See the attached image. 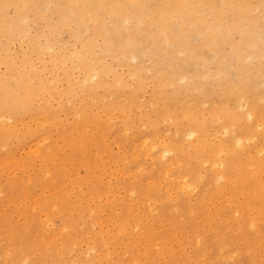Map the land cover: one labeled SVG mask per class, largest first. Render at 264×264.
<instances>
[{
  "label": "bare ground",
  "instance_id": "1",
  "mask_svg": "<svg viewBox=\"0 0 264 264\" xmlns=\"http://www.w3.org/2000/svg\"><path fill=\"white\" fill-rule=\"evenodd\" d=\"M39 22L42 21L43 22V28L42 29H38L34 23L36 22ZM258 20V21H257ZM260 20H263L262 22H264V0H0V41L1 39L3 38L4 39V42H1V48H0V66L1 64H4L5 68L9 70V74L6 75L5 72H3L1 75H0V131L3 135V143L1 144L3 147L7 146L10 142L12 141H15L16 142V145L18 147H21V146H24V145H27L24 149V153L28 156H32L34 157L36 160L38 159H41L42 157H44V159L42 160L43 164L45 167H42V174L41 175V178H45L46 180H48V184L49 186L46 184V186L48 187L46 189V186L44 187V191L46 193H42V195H45V196H52L55 194V186L58 184L57 183V179L55 178L56 175L55 173L53 172L54 168L57 167L54 165L52 167L49 166V163H51V160H53V163L56 161L55 158L60 157L59 154L62 155L63 152L59 153L55 158L54 157V151L55 150H51L52 149V146H55V145H50L47 146L48 142H49V136L45 135L43 137H40L38 136V140H36L37 137H35V132H33V130H31L30 128L32 127V124L35 125L36 129L34 130H37V129H40L41 128H45L43 127L45 124H57L58 123H61L62 121V117H60V112L61 111H69L71 110L72 111V114L75 118V123H79L81 126L85 127V131H89L90 127L92 125H87L88 124V121L87 120H91V119H96L99 117V114L100 112H103L104 115H107L108 116H112V113L114 108L117 110H119L121 113L119 114H123L125 115V111L126 110H130L131 108H133L135 106V103H136V99H137V96L136 94L134 93L135 90L134 89H130V88H126L128 90L127 94L124 96V97H121V99L119 98V100L113 98V92L111 91V88L113 90V87L112 85H116L118 86V88L116 89H121L120 87H123L125 88L127 85L126 83H124V80L121 78L123 75L125 76V74L127 72H123L121 71L122 67L120 68L121 70L119 71V69L117 67H114L113 64H110L109 65V62L106 60L105 57H107V55L110 57L113 56V53H115L119 48L120 50V55H117L121 57V60H129V61H134V68L137 66L139 67L138 69H143L144 67H142V63L140 61V54H145L147 51H149L150 54H153L155 52H160L162 51L163 53L162 54H167V50L166 48H173L172 53H178L181 55L182 57V60L181 62L183 61H186L187 60V63H190V64H193V68L194 70L190 73H186V74H182L180 73V75H178L179 73L177 74H173V75H169L171 77H167L165 76L168 72V70H164L166 72V74L164 75V73L162 75H159L157 76L156 78H154L155 82L157 83L158 82V85H161V87H157L159 90L157 92V94L155 95L156 97H154L153 99L151 98L150 101H151V105L155 106L154 110H151L153 111L152 114H154L153 116V120L152 118L149 116L150 114H148L149 118H151L150 120L147 119L144 121V125L145 126H148L149 125V128H154L157 126L158 122L160 121V123L163 124V122L161 121H166L169 122L168 123V126L169 128L167 129H170L171 126H174V130L172 129L173 131V134L169 135V134H165L164 135H155L156 132L154 130H152V132L154 131V134L153 133H149V135L147 136H143L142 139H141V142L139 144H135L134 145V148L132 151H135L134 152V156L132 154H130V157L131 159L135 160V161H139L140 159H144V161H146L145 163H150L151 164V167H147L145 166L146 168L143 167L142 165V168H136L135 171H137L136 176L137 174H140L138 176H141L143 174L141 173H144L143 171H145L146 169H150L153 170V171H148L147 170L145 172L144 175H148L150 176L149 177V180L147 181V185H146V188H147V191L143 192V195H144V198H147V201L148 203H150L148 206H149V210L152 211L153 213V210L155 209L156 207V199H153V197H151V194L153 193H157V190L158 188L160 187L161 188V185L163 186L164 183L167 185L165 189H167L168 192H170V194L168 195L169 199H171V202L175 200V198L172 196L173 193H176L175 195H177L178 192H173L174 190V186H172L173 184L172 183H176V185H178V190L181 191V193L183 194H186L185 196H188L189 197L193 194V192H196L195 190L197 188L200 189V186L201 183H204L205 181V176L202 174V173H195L196 175H194V177L192 178L191 175L193 174H190L192 172H189V168H188V165H191L189 164L190 162H193L194 161L197 164V166L200 167V169L203 167V166H206L205 167V171L207 170L208 172L212 171L214 174L213 176V181L215 179V184L213 183L212 185H215V189L218 193L219 192H223V194H227V198L224 196V195H221V197H225L226 200L225 201H228V204H236L235 206L236 207H240L238 206L237 204H241L239 203V201L237 200V196H235L236 193H238L239 197L240 195H243L245 192H246V189H248L246 186V184H248V187L249 185V182H252V180H259L258 183H260L261 180H263L264 178V94L263 97H260L261 99L263 98V100L259 99V97H257V95H255V99H257L258 101H252L251 99H253L254 97H248V95H251V93H248V89L250 86L251 88L253 87V85L251 86L250 85V80L248 79L249 77H253L254 75L257 76V74L253 73L251 76H249L247 78V75L246 76V79H243L245 78L244 76L242 77V72L243 71H238V69H236L237 71H235L234 74H231V72L235 69H233L231 72H229L228 68L231 69L232 65L233 64H236V67H238L237 65L242 62L243 64V67L241 66V68L243 69L244 66H247L246 68L248 69L249 67V70H252V71H255L258 70L259 68L261 69L262 67H264V63L263 61L260 62V60L256 57L257 54L259 52H257L255 49L256 47H259V42H261L260 40L261 39V34L264 33L263 29L264 27H262V24L261 23V29L262 30V33L260 34L259 30H258V27H257V23L260 21ZM260 23V22H259ZM33 25V29L32 30H35V28H37L38 30H35V31H31V26ZM41 25V23H40ZM259 26V25H258ZM64 29L66 30H69L67 31L69 33V36H72L74 37L75 41L72 46L70 48H68L70 46V43H67L69 44L68 47H64V44L62 41L61 44L60 42H58V38H59V35H60V32ZM65 33V32H64ZM235 35H238V40L236 41H233V39L236 37L234 36ZM65 35V34H64ZM67 35V34H66ZM136 35H141L139 36L140 40L136 39ZM62 36V35H61ZM68 36V35H67ZM66 36V37H67ZM143 37L144 41L141 42V38ZM234 37V38H233ZM62 38V37H61ZM233 38V39H232ZM73 39V38H71ZM61 40H66V38H62ZM264 40V39H263ZM16 41H18V44H19V50L20 52L17 53L18 51L14 49V47H10L11 45L10 44H14ZM115 41H118V47L116 46L115 44ZM141 43V45H139L140 47L142 45H145L148 44L149 47L148 48H144V47H141L142 49H139L138 47V43ZM145 43V44H142V43ZM158 42L160 43V45H158ZM263 42V41H262ZM27 44L28 47H30L29 49V54L26 53V49L27 46L25 45L26 49L23 48V44ZM157 44V46L155 45ZM261 45V43H260ZM160 46V47H159ZM15 47H16V44H15ZM63 47V48H62ZM152 47V48H151ZM263 44H262V46ZM156 50H155V49ZM12 49H14L15 51H13ZM18 49V48H17ZM250 49V50H249ZM260 49V47H259ZM147 50V51H146ZM153 50V51H152ZM262 50V49H260ZM264 50V49H263ZM262 50V51H263ZM98 52L97 55L101 52V53H104L106 54V56H100V54L98 56H96V54H94V52ZM259 51V50H258ZM13 52H16V53H13ZM95 52V53H96ZM144 52V53H142ZM257 52V53H256ZM3 53V55H1ZM118 53V52H117ZM256 53V54H255ZM262 54V52H260ZM34 54V55H33ZM260 54V55H261ZM102 55V54H101ZM179 55V56H180ZM259 55V56H260ZM150 55L148 54V57ZM170 56V54H169ZM264 56V55H262ZM116 57V58H117ZM165 57V55H164ZM180 57V58H181ZM257 60H256V58ZM108 58V57H107ZM115 57H112L110 59H112V62H113V59ZM115 58V59H116ZM153 56H151L149 58L152 59L153 63L156 62L153 60ZM162 58V57H161ZM167 58V57H165ZM170 58V57H169ZM167 58V59H169ZM263 58V57H262ZM114 59V61H115ZM156 59V58H154ZM159 59V57L157 58ZM167 59H163L164 60L163 62H166ZM261 59V57H260ZM119 58H118V61L116 62H119ZM120 60V61H121ZM172 60V59H171ZM259 60V61H258ZM264 60V59H262ZM108 63H107V62ZM37 62L40 63V65L37 64ZM171 63V61H169ZM178 62V61H177ZM258 62V63H257ZM152 63V64H153ZM117 66L120 65V63H115ZM141 64V65H139ZM150 65L153 67V65ZM156 64V63H154ZM167 64V63H166ZM172 64V63H171ZM174 64H176V62H174ZM179 64V62H178ZM177 64V66H179ZM250 64L251 65H256L257 64V68L255 67L256 70H253L251 69V67H254V66H251L250 67ZM168 65H170L168 63ZM241 65V63H240ZM144 66V65H143ZM171 66V65H170ZM119 67V66H118ZM137 67L135 69L136 72H132V70L128 69L129 70V74H127L129 77H133V79H135L134 77H136V79H139V75L142 77V74L144 73H138L137 72ZM169 67V66H168ZM172 67V66H171ZM227 67V68H226ZM234 67V66H233ZM133 68V67H132ZM131 68V69H132ZM146 68V67H145ZM144 68V69H145ZM156 68V67H155ZM167 68V67H166ZM165 68V69H166ZM240 68V70H242ZM143 69V71H145ZM163 69V68H162ZM168 69V68H167ZM172 70H174L173 68H171ZM192 69V68H191ZM190 69V70H191ZM245 69V68H244ZM264 68H262V71H263ZM125 70V69H124ZM147 70H150V68L148 67ZM158 70V68H157ZM156 70V71H157ZM161 70V69H160ZM170 70V69H169ZM248 70V72H249ZM127 71V69H126ZM140 71V70H139ZM142 71V72H143ZM152 71V70H151ZM156 71L153 70V74L151 75L152 78H153V75L156 73ZM163 71V70H162ZM252 71L249 73V75L252 73ZM261 71V70H260ZM258 71V72H260ZM161 72V71H160ZM159 72V73H160ZM175 73V71H173ZM173 72H171L170 70V73L172 74ZM198 73V72H201V73H198L200 74L199 76H195L197 78V80H194L193 79V76L195 75V73ZM247 72V73H248ZM123 75H122V74ZM147 72H145L146 74ZM245 73V71H244ZM243 73V74H244ZM109 74H112V79L110 83H108V79H109ZM158 74V72H157ZM156 74V75H157ZM230 74V75H229ZM122 75V76H121ZM147 75V74H146ZM144 75V76H146ZM150 75V74H149ZM155 75V76H156ZM231 75H234V76H231ZM260 75V78H261V74H258V76ZM264 75V73H263ZM262 75V79L264 80V76ZM128 76L126 78H128ZM148 76V75H147ZM151 76H148L151 77ZM229 78H228V77ZM240 76L242 77V79L240 78ZM255 76V77H256ZM257 76V77H258ZM236 79H234V78ZM108 78V79H107ZM143 78V77H142ZM147 78V77H145ZM152 78H150L149 81L152 82ZM195 78V79H196ZM228 78V79H227ZM235 80H233V79ZM131 79V78H130ZM231 79L233 81H231L232 83H230L228 80ZM259 79V78H258ZM260 79V80H262ZM127 80V79H126ZM146 80V79H145ZM148 80V79H147ZM228 81V83L226 81ZM254 77H253V80H251V84L252 82L254 81ZM257 80V79H256ZM133 81V80H131ZM142 79L140 78V83ZM136 82V81H135ZM145 82V81H144ZM150 82V83H151ZM256 82V81H255ZM128 83V82H127ZM148 83V82H146ZM153 83V82H152ZM153 84V85H156ZM230 83V84H229ZM263 83V82H261ZM129 84V83H128ZM144 83L140 84L141 86L143 85ZM225 84V86H224ZM258 85V83H256ZM255 84V86H256ZM59 85H64L62 86L60 89L58 88ZM133 85V84H132ZM138 85V84H137ZM151 85V84H150ZM162 85H166L168 88L169 86L171 87L170 89V94L169 96H171L173 98V100H178L179 101V98L182 96L185 97V95L183 94V92L185 91H189V92H194V94H200L199 97H201L199 100L200 101H197L196 99L198 98H195V100L193 101L194 97L193 98H190L192 97L191 94H189L190 97H188V95H186V97L190 98L188 99V101L186 102L185 104V107L183 106V104L185 103V101L187 99L184 100H181L183 102H180V103H183L182 106L181 104H177V102L174 101V103H176V105H179L178 108L176 107V110L175 111H179L181 110L183 107V109L179 112H177L179 115H175V111L173 113V110L172 112L169 110V109H175V105H173L174 103L173 102H170V98L168 99L169 101H165V99H163V97H168V95H164V91L163 89H165L164 87L162 88ZM264 85V84H262ZM261 85V87H262ZM115 86V87H116ZM129 86V85H128ZM131 86V84H130ZM129 86V87H130ZM214 86H217L219 87L217 89V91L219 90V92H222V94H225L224 92H226L227 96L224 95L223 98H230L231 100L234 99L235 101L232 100V102L234 103L233 105H231L229 103L230 99H226L225 98V102H222V103H219L218 100H223V98L221 99H218L215 101V103L217 104H213L212 100L210 103V99H208L209 97L205 96L209 90H211V93H213V91L215 90L214 89ZM224 86V87H223ZM114 87V89H115ZM166 87V89H167ZM210 87V88H209ZM260 87V88H261ZM132 88V86H131ZM134 88V87H133ZM156 88V87H155ZM250 88V89H251ZM257 88V87H256ZM259 88V89H260ZM264 89V86L262 87ZM125 89V90H126ZM209 89V90H207ZM214 89V90H213ZM252 89H255V87H253ZM251 89V91H252ZM258 89V90H259ZM103 91L104 95L101 96L99 95V91ZM126 90V91H127ZM183 90V91H182ZM185 90V91H184ZM207 90V91H206ZM120 91V90H119ZM121 91H124L123 89ZM137 91V89H136ZM250 91V92H251ZM254 91V90H253ZM210 92V91H209ZM218 92V94H219ZM53 93H56L59 97H53V98H56V110L58 112H49V109L47 111V107L48 105L50 104V100H49V97H46L47 95H49L50 97H52ZM113 93V94H112ZM121 93V92H120ZM210 93V94H211ZM214 93H216V90L214 91ZM263 93V92H262ZM55 94V96H56ZM135 94V95H134ZM193 94V95H194ZM205 94V95H203ZM209 94V93H208ZM207 94V95H208ZM248 94V95H247ZM254 94V93H253ZM255 94H256V90H255ZM106 95H110L109 97H112L113 99H115V101L117 100L116 103H114L111 99V101L114 103V105H112V103L109 101V99L106 97V100L108 101V103H111V105H109L108 103H106V100L103 102L105 103L103 105L102 108H99V109H96V103L94 104L95 108L92 107L91 104H88L90 102H93V101H97V103L99 102L100 98H105L104 96ZM164 95V96H163ZM217 95V93L215 94ZM221 95V93L219 94ZM229 96V97H228ZM260 96V95H259ZM166 97V99H167ZM211 99H212V95L210 96ZM215 97V96H213ZM221 97V96H220ZM40 98V99H39ZM42 98H43V105L40 109V111H38L36 114H31L29 113L31 116V120L30 122L26 123L28 125H30V128L28 130V133H20V134H16L14 133L15 131L13 130L14 128H16L17 123H22L24 117H25V114L26 112L30 109V107L33 105V103H35L34 101H36L37 99H39L40 101H42ZM88 98V100H87ZM215 99V98H214ZM213 99V100H214ZM52 100V99H51ZM172 100V101H173ZM261 102V104L259 105V107L255 106L254 105V102ZM53 102V101H52ZM88 102V103H87ZM160 102L162 103L160 104ZM100 103L102 105V102L100 100ZM167 103H170V106L171 104L174 106L172 108H170V106L167 107ZM179 103V102H178ZM219 103V104H218ZM108 104V105H107ZM157 104V105H155ZM208 104H211L209 107H208V110L206 109L205 105L208 106ZM55 105V104H54ZM53 105V106H54ZM90 105V106H89ZM120 105V106H119ZM160 105L162 107H160ZM52 106V105H51ZM100 106V105H99ZM153 106V107H154ZM159 106V108H157ZM163 107H167L166 109H163ZM180 107H182L181 109H179ZM140 108V107H139ZM157 108V109H156ZM160 109V110H158ZM179 109V110H177ZM205 109L207 110V112L205 111ZM212 109V110H211ZM70 111V112H71ZM135 111V110H134ZM115 113V112H114ZM127 113V112H126ZM176 113V114H177ZM102 114V115H103ZM117 114V113H116ZM144 114V113H143ZM28 115V114H27ZM63 115V114H62ZM92 115V116H90ZM146 115V116H145ZM144 117L147 118V114H145ZM109 116V118H111ZM114 116V115H113ZM112 116V117H113ZM117 116V115H115ZM121 116V115H120ZM128 116V115H127ZM142 117H140V119H144L143 118V115H141ZM178 116L180 117L179 119L183 121V126H182V123L179 124L178 126ZM104 119H105V116H103ZM100 116V118H103ZM119 117V115L116 117V119ZM177 117V118H176ZM126 117H124V120ZM108 119V117H107ZM112 119V118H111ZM114 119V118H113ZM112 119V120H113ZM119 119V118H118ZM117 119V121H118ZM70 120V119H69ZM123 120V119H122ZM241 120H244L243 122H245V125H242L241 123ZM95 121V120H94ZM104 122H106V120H101ZM100 121V122H101ZM109 121V120H108ZM108 121L106 122L108 124ZM111 121V120H110ZM109 121V122H110ZM142 121V120H141ZM178 121V122H177ZM95 122H99V120H96ZM24 123V122H23ZM22 123V125H23ZM64 123V122H63ZM90 123V122H89ZM143 123V122H142ZM159 123V124H160ZM164 123V124H166ZM47 124V125H48ZM91 124H94V122H91ZM96 124V123H95ZM94 124V125H95ZM158 124V125H159ZM126 125V124H125ZM182 127H181V126ZM63 126V125H62ZM66 126V125H65ZM127 126V125H126ZM89 127V128H87ZM93 127V126H92ZM158 127V126H157ZM13 128V129H12ZM60 128H61V125H60ZM99 126H97V130ZM101 128L102 126H100V133H101ZM128 128V127H127ZM130 128V127H129ZM128 128V129H129ZM143 128V127H142ZM172 128V127H171ZM20 129V128H19ZM156 131L158 129L154 128ZM39 130V131H40ZM92 130V129H91ZM127 130V129H126ZM125 130V135L128 133L126 132ZM132 130V129H131ZM150 130V131H151ZM19 131V130H18ZM43 131V129H42ZM83 131V130H82ZM96 131L92 130L91 131V135L94 133H96ZM128 131V130H127ZM130 131V130H129ZM169 131V130H168ZM171 129H170V132H172ZM20 132V131H19ZM64 131H62V134H64V136L60 137L62 138V140H65V138L68 139V145L70 146V148H76L77 145H80L82 147H79L80 150L81 148H83V146L85 147V151L87 150V144L84 142V140H81L79 143L78 141L80 139L77 140V138L79 137H82V134L81 135H76L75 133H70L68 132V134L64 133ZM99 132V131H98ZM169 132V133H170ZM85 133V132H84ZM90 133V132H89ZM100 133L99 135H96V136H100ZM131 133V132H130ZM133 133V132H132ZM131 133V134H132ZM158 133V131H157ZM66 134V135H65ZM98 134V133H97ZM153 134V135H152ZM152 135V136H151ZM166 135H169V136H176L177 138H179L180 140H182L181 142L182 143H179V139H177L176 141L178 142V144H173V143H176L175 140H173L174 136L172 137H168ZM221 135V137H219ZM79 136V137H77ZM84 138L86 137L85 135H83ZM94 138L95 136L92 135ZM103 136V135H102ZM130 136V135H129ZM137 136V135H135ZM224 136V137H222ZM128 137V136H127ZM58 138V139H60ZM83 138V137H82ZM81 138V139H82ZM93 138V139H94ZM134 138V137H132ZM229 139L230 141H232V143L234 145L232 146H235V148L238 150V152H241V153H237V151L233 150L235 149L234 147L232 148V146H228L227 145V142H226V139ZM28 139V140H27ZM98 141H99V137L97 138ZM136 139V138H135ZM176 139V138H175ZM95 140V139H94ZM183 140H185V142L183 143ZM57 141V139H56ZM55 141V142H56ZM86 141V140H85ZM170 141H173L170 142ZM175 141V142H174ZM89 142V141H87ZM50 143V142H49ZM58 143V142H56ZM115 143V142H114ZM231 143V142H230ZM229 143V144H230ZM47 144V145H46ZM77 144V145H76ZM89 145V144H88ZM57 146H59L58 144H56V148ZM61 147V150L64 149V145H60ZM118 147H120L118 145ZM133 147V145H132ZM54 148V149H56ZM59 148V149H60ZM94 148V147H93ZM115 148V147H114ZM121 148V147H120ZM4 149V148H3ZM58 149V148H57ZM56 149V150H57ZM57 150L58 152H60V150ZM253 149V150H252ZM10 150L9 147L7 148V151ZM89 150V148H88ZM252 150V151H251ZM20 151V150H19ZM64 151V150H63ZM84 151V150H82ZM84 151V152H85ZM95 151V150H94ZM110 151V150H109ZM73 152V151H72ZM88 152V151H87ZM86 152V154H88ZM111 152V151H110ZM22 153V152H20ZM48 153V154H47ZM80 154V153H79ZM98 154V153H97ZM100 154V153H99ZM98 154V156H96L95 158L99 159L100 161H103L101 160V156ZM243 154L244 155V159L242 161V159H240V156ZM45 155L47 157H45ZM56 155V154H55ZM74 156V155H73ZM84 156V155H83ZM95 156V155H94ZM126 156V155H125ZM62 157H65V156H62ZM60 158V159H64V158ZM82 157V156H81ZM85 157V156H84ZM129 157V156H128ZM242 157V156H241ZM10 160H8L9 162L12 161V158L8 157ZM18 158V157H17ZM33 158V159H34ZM49 158L50 162L47 161ZM69 158V156H68ZM22 159V158H21ZM69 159H72V157L70 156ZM75 159V158H74ZM89 159V158H88ZM92 159V158H91ZM73 160V159H72ZM77 160V159H76ZM96 160V159H94ZM98 160V161H99ZM107 160V159H106ZM105 160V161H106ZM245 160V161H244ZM7 161V160H6ZM7 161V162H8ZM20 161V160H19ZM33 161V160H31ZM40 161V160H39ZM61 160H59L60 162ZM65 161H68L67 159ZM64 161V162H65ZM149 161V162H148ZM69 162V161H68ZM78 162V161H77ZM76 162V163H77ZM92 162V161H91ZM130 162V161H129ZM161 163V166L163 168H160V169H164V171L161 173L158 171L157 174H159V177L157 178H153V174H156L155 170L156 168L155 167H158L159 164ZM5 163V162H4ZM15 163V161H14ZM24 163V162H23ZM57 163V162H56ZM67 163V162H65ZM72 163V162H70ZM69 163V164H70ZM75 163V162H74ZM93 164L95 162H92ZM97 163H100V162H97ZM105 163V162H104ZM144 163V164H145ZM158 165H157V164ZM61 164H63V161L61 162ZM73 164V163H72ZM71 164V166H73ZM89 164V163H88ZM87 164V165H88ZM96 164V163H95ZM114 164V163H113ZM112 164V165H113ZM33 165V163H32ZM65 165V164H64ZM63 165V166H64ZM139 165V164H138ZM187 165V168H188V172H185L183 170V166L185 167ZM193 165V164H192ZM203 165V166H202ZM36 165H34L35 167ZM39 166V165H38ZM37 166V168H38ZM40 166H43L40 164ZM68 166V165H67ZM70 166V165H69ZM75 166V164H74ZM77 166V164H76ZM75 166V167H76ZM98 166V165H97ZM101 166V165H100ZM117 166V165H116ZM130 166V165H129ZM160 166V167H161ZM196 166V167H197ZM202 166V167H201ZM32 167V166H31ZM30 167V168H31ZM66 167V166H64ZM74 167V168H75ZM79 167V166H78ZM88 167V166H87ZM118 167V166H117ZM199 167L197 169H199ZM209 168L206 169V168ZM1 168V167H0ZM61 167H59L58 169H60ZM67 168V167H66ZM66 168H64V170H66ZM69 168V167H68ZM71 168V167H70ZM86 168V167H85ZM120 168V167H119ZM124 168V167H123ZM186 168V167H185ZM195 168V167H194ZM18 169V168H17ZM36 169V168H35ZM62 169V168H61ZM72 169V168H71ZM88 169V168H87ZM86 169V170H87ZM102 169V168H101ZM145 169V170H144ZM155 169V170H154ZM159 169V168H158ZM193 168H190V171L192 170ZM199 169V170H200ZM23 170V169H22ZM30 170V169H29ZM38 171L40 170L37 169ZM76 170V169H75ZM82 170V169H81ZM89 170V169H88ZM110 170V169H108ZM118 170V168L116 169ZM121 170V169H120ZM123 170V169H122ZM203 170V168H202ZM96 171V170H95ZM100 171V170H99ZM193 172H197L195 170H192ZM204 171V172H205ZM206 171V172H207ZM29 172V171H28ZM33 172V171H32ZM76 172V171H75ZM120 172V171H119ZM129 172V171H128ZM155 172V173H154ZM202 172V171H201ZM211 172V174H212ZM1 173V172H0ZM26 173V172H25ZM61 173V172H60ZM72 173V172H71ZM70 173V174H71ZM95 173V172H94ZM34 174V173H33ZM92 174H93V171H92ZM130 174V172L128 173ZM21 175V174H20ZM23 175V174H22ZM64 175V174H63ZM69 175V174H68ZM67 173H66V176H68ZM78 175V174H77ZM16 176V175H15ZM28 176V175H27ZM76 176V175H75ZM93 176V175H92ZM91 176V177H92ZM120 176V175H119ZM161 176V177H160ZM72 177L74 178V176L72 175ZM77 177V176H76ZM109 177V176H108ZM123 177V176H122ZM17 178V176H16ZM72 178V179H73ZM78 178H81L78 176ZM87 179V177H85ZM84 178V179H85ZM138 178H141V177H138ZM161 178V179H160ZM15 179V178H14ZM68 181H66V187L69 183H71L72 185V179H70L69 181V178L67 177ZM85 179V180H86ZM91 179V178H89ZM98 180L99 177L97 176ZM212 179V177H211ZM58 180H61V179H58ZM83 180V179H82ZM135 180V179H134ZM140 180V179H139ZM136 179V181H139ZM251 180V181H250ZM43 181V180H42ZM132 181V180H131ZM247 181H249L247 183ZM27 184L28 183V180H26ZM25 182V183H26ZM44 182V181H43ZM82 181H79L78 183H80ZM101 182V180H100ZM103 182V180H102ZM101 182V183H102ZM110 182V181H109ZM207 182V181H206ZM263 181H261V183H263ZM63 183V182H62ZM162 183V184H161ZM220 183V185H219ZM255 184V189H252L253 187H251V194L252 192L256 195H259L261 193V195L259 197H262V192L261 190H259V193L257 192L258 190V186L261 185L258 184L256 185V182H254ZM22 184V183H21ZM25 184V186L27 185ZM82 184V183H81ZM103 184V183H102ZM211 184V183H210ZM108 185V184H106ZM122 185V184H121ZM211 185V186H212ZM44 186V185H43ZM65 186V185H64ZM64 186L62 188H64ZM74 186V185H73ZM92 186V185H91ZM116 186V185H115ZM142 186V185H141ZM173 188H171V187ZM204 186V185H203ZM210 186V185H209ZM253 186V185H251ZM13 187V186H11ZM23 189H27V188H24V186L22 185ZM21 187V188H22ZM28 187V186H27ZM42 187V186H41ZM53 189H52V188ZM78 187V186H77ZM87 187V186H85ZM111 187V186H110ZM260 187V186H259ZM90 188V187H89ZM119 188V187H118ZM117 188V189H118ZM139 192L140 189H138V187H131V194H136L138 193L137 190ZM163 188V187H162ZM208 188V187H206ZM213 187H210L209 189H212ZM261 188V187H260ZM259 188V189H260ZM22 189V193L26 194L24 192V190ZM58 191V188H56ZM61 189V188H60ZM59 189V190H60ZM82 189V188H81ZM79 189V190H81ZM106 189V188H105ZM111 189V188H110ZM120 189V188H119ZM118 189V190H119ZM164 189L165 193L166 190ZM262 189V188H261ZM71 192L73 190V188L71 189ZM74 190H75V187H74ZM78 190V192H79ZM113 190V189H112ZM161 190V189H159ZM206 190V189H205ZM256 190V192H254ZM264 190V189H263ZM28 191V190H27ZM116 191V190H114ZM122 191H124L122 189ZM177 191V189H176ZM200 191V190H199ZM209 191V190H208ZM207 191V192H208ZM249 191V190H248ZM247 191V192H248ZM60 192V191H58ZM70 191L67 190L66 193H69L71 194ZM76 192V191H75ZM83 192V191H82ZM22 193L20 195H22ZM64 193V195L66 194ZM73 193V192H72ZM84 193H86V191H84ZM82 193V194H84ZM88 193V192H87ZM107 193V191H106ZM141 193V192H139ZM159 193V192H158ZM157 193V194H158ZM162 190H161V193L158 194L160 196H162ZM180 193V194H181ZM210 193V191H209ZM212 193V192H211ZM210 193V194H211ZM216 193V192H215ZM258 193V194H257ZM264 193V192H263ZM41 193H39L40 195ZM59 194V193H58ZM68 194V195H69ZM80 194V193H79ZM120 194V193H119ZM127 194V193H126ZM131 194H129L128 196H131L128 198V200L130 201L129 203L131 204V208L129 209V212L132 213L131 216H134L135 218H132L134 219L135 222H133V227L134 226H139L140 224V227L143 226L145 223L143 222V225H141L140 222L143 221H147L149 220L147 218H144L142 219V216L141 218H138L139 215H142V214H138V211L140 210L138 206V204H140L141 202V199L140 201L139 198L138 200H134L133 198L135 196H138V195H134L132 196ZM199 194H201L199 192ZM198 194V196H199ZM205 194V192L203 193ZM202 194V195H203ZM208 193H206L207 195ZM246 194V193H245ZM244 194V195H245ZM250 194V192H249ZM253 194V195H254ZM38 195V194H37ZM86 195V194H85ZM110 195V194H109ZM118 195V194H117ZM142 195V194H141ZM166 195V196H167ZM174 195V194H173ZM195 195V194H194ZM193 195V196H194ZM205 195V196H206ZM212 195V194H211ZM217 195H220V194H217ZM241 197V200L242 198L245 197L246 199V204L245 206L247 207V200L249 199V196H244ZM247 195V194H246ZM255 195V196H256ZM264 195V194H263ZM25 195H23L22 197H24ZM29 197L28 194H26L25 197ZM70 196V195H69ZM72 196V195H71ZM84 195H81L80 198H83ZM97 196V194H96ZM112 195H110L111 197ZM120 196V195H119ZM123 195H121L122 197ZM126 196V195H125ZM126 196V197H128ZM184 196V195H183ZM204 196V195H203ZM203 196L201 198H203ZM204 196V197H205ZM208 196H210L208 194ZM207 196V199L205 201L208 200V197ZM214 197L212 198H215L216 194L212 195ZM255 196H252V198H254ZM21 197V198H22ZM32 197V196H31ZM34 197V196H33ZM40 197V196H38ZM49 197V198H50ZM68 197V196H66ZM76 197V196H75ZM74 197L73 200H75L76 198ZM78 197V195H77ZM158 197V196H157ZM156 197V198H157ZM179 197V196H178ZM177 197V198H178ZM196 197V196H194ZM217 197V196H216ZM220 197V196H219ZM27 198V199H28ZM53 198V197H52ZM56 198V197H54ZM69 198V197H68ZM88 198V197H86ZM90 198V197H89ZM92 198V197H91ZM114 198V197H113ZM143 198V199H144ZM152 198V199H151ZM174 198V199H173ZM192 198V197H191ZM197 198V197H196ZM206 198V197H205ZM211 198V197H210ZM224 198V199H225ZM258 198V197H257ZM39 199H42V198H39ZM45 199H48V198H45ZM78 199V200H79ZM137 199V198H136ZM159 199L162 201L161 197H159ZM164 199H166V197H164ZM188 199V198H187ZM243 199V200H245ZM250 199V200H251ZM262 199V198H261ZM14 200V198H13ZM16 200V199H15ZM24 199H22L23 201ZM26 200V199H25ZM24 200V201H25ZM29 202H32L30 201V199H28ZM26 200V202L28 201ZM33 200V199H32ZM36 200V199H35ZM55 200V199H54ZM58 200V199H57ZM71 200V199H70ZM81 200V199H80ZM158 200V199H157ZM190 200V199H189ZM212 200H218V199H212ZM236 200V201H235ZM249 200V203H248V206L249 204L251 203ZM255 199H253L254 201ZM263 200L262 199V205L260 204V198L259 200L257 199L256 202H258L259 204H256L255 205V202L254 204L252 205V209L253 207H260V206H264V203H263ZM49 201V200H48ZM47 201V202H48ZM53 201V200H52ZM59 201V200H58ZM66 201V200H65ZM88 201V199H87ZM93 201V200H91ZM114 201V199H113ZM116 201V200H115ZM165 201V200H163ZM162 201V202H163ZM169 201V200H168ZM167 201V202H168ZM191 201V200H190ZM190 201L189 203H186V204H190ZM203 200V202H205ZM211 201V200H210ZM221 201V200H219ZM223 201L222 199V202H225ZM238 203H235L237 202ZM252 201V200H251ZM39 202V201H38ZM38 202L35 201V203L33 204V208H37V207H41V206H37L39 205ZM64 202V200H63ZM78 202V201H77ZM112 202V201H111ZM110 202V203H111ZM117 202V201H116ZM161 202V203H162ZM166 202V203H167ZM201 202H202V199H201ZM200 202V204H201ZM244 202V201H243ZM242 202V203H243ZM21 203V202H20ZM24 203V202H23ZM76 203V200L75 202H73V204ZM79 203V202H78ZM89 203V202H88ZM93 203V202H92ZM96 203V202H95ZM108 203V206L109 204ZM126 203V202H125ZM145 203V200L143 202V204ZM160 203V202H159ZM165 203V202H164ZM175 204V202H172ZM172 203H167L168 205L169 204H172ZM210 203V202H209ZM221 203V202H220ZM226 203V202H225ZM224 203V204H225ZM245 203V202H244ZM243 203V204H244ZM16 204V203H15ZM59 204V203H58ZM67 204V203H66ZM80 204V203H79ZM113 203H111L112 205ZM119 204V203H118ZM141 205L144 206V205ZM200 204L197 203V206L200 207ZM204 204V203H202ZM223 204V205H224ZM60 205V204H59ZM69 205H71L69 203ZM89 205V204H88ZM94 205V204H93ZM96 205V204H95ZM99 205V204H98ZM105 205V204H104ZM110 205V206H111ZM117 205V204H115ZM177 206V204H175ZM192 206V204H190ZM194 205V203H193ZM208 205V202L206 204V206ZM214 206L216 204H213ZM222 206V204H220ZM227 205V203H226ZM251 205V204H250ZM259 205V206H257ZM32 206V205H31ZM52 209H58V205L56 203V201H54L52 204ZM61 206V205H60ZM59 206V207H60ZM85 206V205H84ZM118 206V205H117ZM147 206V204H146ZM147 206V207H148ZM186 206V205H185ZM189 206V205H188ZM205 206V207H206ZM209 206V205H208ZM218 208H215L218 209L216 212L218 213L219 210H221L220 206L217 205ZM229 206V205H228ZM233 206V205H232ZM234 206V207H235ZM244 206V207H245ZM22 208L24 206H21ZM67 207V206H66ZM70 207V206H69ZM77 207V206H76ZM83 207V206H82ZM81 207V208H82ZM86 207V206H85ZM90 207V205H89ZM96 208L98 206H95ZM107 207V206H106ZM113 207V206H112ZM110 207V208H112ZM115 207V206H114ZM174 207V206H173ZM193 207V206H192ZM198 207V209H199ZM204 207V206H202ZM201 207V208H202ZM211 207V206H210ZM225 207V206H224ZM245 208L242 209V213L243 211H245ZM42 208V207H41ZM80 208V210H81ZM88 208V206H87ZM95 208V209H96ZM179 208V207H178ZM177 208V209H178ZM242 208V205L241 207ZM255 208V209H256ZM19 209V208H18ZM16 208V210H18ZM45 209V208H44ZM47 209V208H46ZM49 209V208H48ZM70 209H72L70 207ZM79 209V208H78ZM92 209V208H91ZM94 209V208H93ZM102 209V208H101ZM106 209V208H104ZM113 209V208H112ZM173 209V208H172ZM176 209V213H179L182 209H178L180 210L179 212H177L178 210ZM192 208L190 207V210ZM194 210H192V213H194L196 209L193 208ZM209 209V208H208ZM212 209L214 210V208L212 207ZM211 209V210H212ZM227 209V208H226ZM226 209H223L222 207V210H226ZM255 209H253L252 211H254ZM260 208H258V210H260ZM264 209V208H263ZM42 210V209H41ZM40 210V211H41ZM59 210V209H58ZM57 210V211H58ZM65 212L68 213V210L66 211V209H64ZM63 210V211H64ZM73 210V209H72ZM84 210V209H82ZM90 209H88L89 211ZM98 210V209H97ZM158 210V209H157ZM171 210V209H170ZM175 210V209H174ZM200 210H204L203 209H200ZM207 209H205L206 211ZM232 210V209H231ZM230 210V207L228 208L227 211L225 212H229L231 211ZM236 210V213L240 212L239 210L240 209H233V211ZM3 211V209H2ZM28 211V210H27ZM30 211V210H29ZM32 211V210H31ZM37 213H38V210H36ZM53 211V210H52ZM96 211V210H95ZM120 211V210H119ZM137 211V212H136ZM173 211V210H171ZM169 211V212H171ZM188 211V210H187ZM199 211V210H198ZM198 211H196L195 213H198ZM204 211V212H205ZM210 211V209H209ZM208 211V212H209ZM248 211V209H247ZM246 211V212H247ZM264 211V210H263ZM34 212H35V209H34ZM43 212V211H42ZM41 212V214H42ZM51 213V210L49 211ZM60 212V211H59ZM75 212H76V208H75ZM87 212V211H85ZM93 212V211H92ZM115 212V211H114ZM112 211V213H114ZM149 212V211H147ZM159 211H157V214H158ZM168 212V211H167ZM207 212V213H208ZM211 212V211H210ZM209 212V213H210ZM221 214V212L223 211H219ZM250 212V210L248 211ZM24 213V212H23ZM63 213V212H62ZM71 213V212H70ZM78 213V212H77ZM103 213V212H102ZM106 213V212H105ZM111 212H109L110 214ZM111 213V214H112ZM117 215H119L118 213L121 214V212H116ZM114 213V215L116 214ZM152 213L150 215V217L152 216ZM173 213V212H172ZM181 213V212H180ZM192 213H190L189 215L191 216ZM200 213V212H199ZM206 213V212H205ZM215 211L212 212V214H214ZM235 213V214H236ZM241 213V212H240ZM241 213V215H242ZM255 213V211H254ZM253 213V214H254ZM259 213V211L257 212ZM64 214V213H63ZM73 214V213H72ZM80 214V212H79ZM92 213L89 212V215H91ZM96 214L93 212V215ZM98 214V213H97ZM160 214V213H159ZM159 214L158 216H155L159 218ZM175 214V213H174ZM212 214H209V215H205L204 219H202L203 221H205V219L208 217V218H211V215ZM256 214V213H255ZM260 214V213H259ZM264 214V213H263ZM24 215V214H23ZM37 215V214H36ZM40 215V213H39ZM47 215V214H45ZM57 215V214H56ZM62 215V214H60ZM59 215V216H60ZM77 215V214H76ZM75 215V216H76ZM124 215V214H123ZM129 215V213H128ZM162 215V214H161ZM172 215V214H171ZM176 215V214H175ZM196 215V214H195ZM202 215V213H201ZM204 215V214H203ZM223 215H225L223 213ZM243 215H248L247 213H244ZM257 215V214H256ZM255 215V216H256ZM29 216V215H27ZM54 216V214H53ZM63 216V215H62ZM95 216V215H94ZM93 216V217H94ZM111 216V215H109ZM116 216V215H115ZM138 216V217H137ZM179 216V215H178ZM222 216V215H221ZM227 216V215H226ZM230 216V214H229ZM240 216V214L238 215ZM237 216V217H238ZM249 216V215H248ZM252 216V214L250 215ZM22 217V216H21ZM34 217V216H33ZM41 217V216H40ZM46 217V216H44ZM49 217V216H48ZM58 217V216H57ZM66 217V216H65ZM72 217V216H71ZM80 217V216H79ZM85 217V216H84ZM92 217V219H93ZM153 217V216H152ZM171 217V216H170ZM183 217V216H182ZM195 217V216H193ZM214 217V215L212 216ZM217 217V220L219 222V219L220 218L219 216H215ZM232 217V215L230 216ZM242 219L244 216H241ZM258 217H261V218H264V216H261V215H258ZM37 218V217H36ZM47 218V217H46ZM62 218V217H61ZM109 218V217H107ZM124 218V217H123ZM126 218V217H125ZM125 218L122 220H118L116 221L115 223L116 224H113L115 225L114 227H116V232L117 234L114 232V231H110L109 233L112 235H110V237H113V235H128V232L126 231H129L127 228V226L130 228V225L131 224H128L126 226L127 223H129L128 219ZM157 218V219H158ZM162 218V216H161ZM180 218V217H179ZM189 218V217H188ZM187 218V219H188ZM192 218V217H190ZM196 218V217H195ZM195 218H194V221H195ZM202 218V217H201ZM200 218V219H201ZM207 218V219H208ZM229 218V217H228ZM227 218V219H228ZM246 217H244L245 219ZM252 218H256V217H252ZM67 219V218H66ZM91 219V218H89ZM100 218H95L93 220V222H91V220L88 222V223H91V225H96L97 226V229L99 230L98 232L100 234H105L103 233V228L104 226L106 227L107 226V220L105 221L104 219L103 220H99ZM113 219V217H112ZM115 219V218H114ZM117 219V218H116ZM142 219V220H141ZM167 219V218H166ZM177 219V218H176ZM183 219V218H182ZM186 219V220H187ZM216 219V218H215ZM222 219V218H221ZM225 219V218H224ZM238 219H241L240 217ZM243 219V220H244ZM251 219V217L249 218ZM252 219L250 222H254ZM28 220V219H26ZM44 221L46 220V223L47 221H50V219L48 218L47 219H43ZM70 220V219H69ZM141 220V221H140ZM153 220V219H152ZM159 220V219H158ZM157 220V221H158ZM171 220V219H170ZM173 220V219H172ZM201 220V221H202ZM214 220V219H213ZM216 220V221H217ZM235 220V219H234ZM233 220V221H234ZM257 220V218L255 219ZM260 222L262 220L263 222V219H260ZM23 221V220H22ZM52 221V220H51ZM65 222V220H63ZM67 221V220H66ZM81 221V220H80ZM82 221L85 222V219ZM114 221V220H113ZM127 221V223H126ZM133 221V220H132ZM151 221V220H150ZM156 221V219L154 220ZM162 221V219H161ZM161 221H159L161 223ZM185 221V220H184ZM192 221V220H191ZM202 221V222H203ZM209 221V220H208ZM207 221V223L209 225H212L211 223H209ZM223 222V220H221ZM228 220H225V222L227 223ZM231 221V224L233 223L232 220ZM230 221H229V224H230ZM238 221L237 218L235 220V222ZM242 221V220H241ZM248 221V219H247ZM246 221V222H247ZM24 222V221H23ZM22 222V223H23ZM27 222V221H25ZM32 222V221H31ZM72 222V221H71ZM83 222V223H84ZM246 222H245V226H246ZM256 222V221H255ZM258 222V221H257ZM259 222V223H260ZM3 223V222H2ZM39 223V221H38ZM45 223V222H44ZM45 223V224H46ZM107 223V224H106ZM166 223V222H165ZM170 223V222H169ZM169 223L167 225H169ZM176 223V222H175ZM206 223V224H207ZM215 223V220L213 222V224ZM226 223H225V226H224V229L227 227L226 226ZM237 223V222H236ZM244 221H242L241 223L238 222L237 224H243ZM249 223V222H247ZM5 224V223H3ZM44 224V225H45ZM51 224V223H50ZM68 224V223H67ZM75 224V223H73ZM146 224L148 225V222H146ZM157 224V223H156ZM163 224V223H162ZM173 224V223H172ZM182 224V223H181ZM180 224V225H181ZM197 224H199L197 222ZM205 224V225H206ZM220 224V223H219ZM228 224V225H229ZM234 224V223H233ZM232 224V225H233ZM235 224V226L237 225ZM256 224V223H255ZM254 223L252 224V226H256ZM263 223H261L262 225ZM85 225V224H84ZM112 225V223H111ZM112 225V226H113ZM161 225V224H160ZM179 225V224H178ZM184 225V223H183ZM181 225V226H183ZM202 225V224H200ZM215 225V224H214ZM222 225V224H220ZM232 225L230 227H232ZM242 225V226H244ZM264 225V224H263ZM76 226V224H75ZM112 226L109 228L111 229ZM145 226V225H144ZM165 226V224H164ZM174 226V225H173ZM216 226V225H215ZM214 226V228H216ZM238 228L240 227L239 225H237ZM49 227V226H48ZM56 227V226H55ZM68 227V226H66ZM65 227V229H66ZM70 227V226H69ZM109 227V226H108ZM108 227H106L104 229V231L106 229H108ZM113 227V228H114ZM132 227V226H131ZM136 227L134 229H136ZM139 227V228H140ZM150 228H152V226H149ZM154 227V225H153ZM162 227V226H161ZM164 228V227H162ZM169 227V226H168ZM167 227V228H168ZM180 227V226H179ZM193 227H195V224L193 225ZM199 227V225H198ZM198 227H196L198 229ZM203 227V226H202ZM201 227V228H202ZM229 227V228H230ZM256 227H259V226H256ZM262 227V226H261ZM12 228V227H11ZM25 228V227H23ZM36 228V227H35ZM74 227H72L73 229ZM89 228V227H88ZM112 228V229H113ZM146 228V227H145ZM156 228V227H155ZM165 228V229H167ZM173 228V227H171ZM184 228V227H182ZM181 228V229H182ZM211 228V227H210ZM228 228V229H229ZM236 228V227H234ZM233 228V229H234ZM237 228V229H238ZM242 228V227H240ZM239 228V229H240ZM249 228V227H248ZM48 229V228H47ZM54 229V228H53ZM69 229V228H68ZM82 229V228H81ZM87 229V228H86ZM108 229V230H109ZM111 229V230H112ZM115 229V228H114ZM142 229V228H141ZM144 229V228H143ZM158 229V227H157ZM158 229V231H161ZM164 229V230H165ZM180 229V231H181ZM195 229V228H194ZM204 229V228H203ZM201 229V230H203ZM209 229V226H207V230ZM231 229V228H230ZM246 229V228H245ZM252 229V228H251ZM258 229V228H257ZM256 229V230H257ZM74 230V229H73ZM72 230V233L74 232ZM205 230V229H204ZM223 230V229H222ZM243 230V229H242ZM263 230V229H262ZM26 231V230H25ZM45 231V230H44ZM55 231V229H54ZM66 231V230H65ZM68 231V230H67ZM93 231V230H92ZM107 231V230H106ZM133 231V229L131 230ZM136 232H139L141 230L138 229L135 230ZM150 231V230H149ZM155 231V230H154ZM152 231V232H154ZM170 231V230H168ZM173 231V230H171ZM178 231V230H177ZM179 231V232H180ZM194 231V230H193ZM196 231V230H195ZM198 231V230H197ZM214 231V229H213ZM228 231V230H227ZM235 231V230H234ZM249 231V230H248ZM260 231V230H259ZM58 232V230L56 231V233ZM62 232V230H61ZM64 232V231H63ZM71 232V231H70ZM87 232V231H86ZM91 232V231H90ZM114 232V234H112ZM135 232V233H136ZM160 232V233H161ZM164 232V231H163ZM162 232V234H164ZM206 232V230L204 231ZM210 232V230L208 231ZM244 233V231H242ZM254 232V231H252ZM27 233V232H26ZM44 233V232H43ZM92 233V232H91ZM98 233V235H99ZM130 233V232H129ZM132 233V232H131ZM134 233V234H135ZM141 232H139L140 234ZM145 233V231H144ZM143 233V234H144ZM151 233V232H150ZM159 233V232H157ZM169 233V232H168ZM171 235H175V233L173 232H170ZM169 233V234H170ZM178 233V232H177ZM188 231H187V235H188ZM197 233V232H196ZM215 233V232H213ZM223 233H224V230H223ZM232 233V230L231 232ZM255 233H259V232H255ZM262 234V232H260ZM40 234V233H38ZM47 234V233H46ZM66 234V233H64ZM70 234V233H69ZM68 234V235H69ZM81 234V233H80ZM95 234H97L95 232ZM108 234V233H106ZM148 234V233H147ZM154 235H157L155 233H152ZM185 234V235H186ZM211 234V233H210ZM234 234V233H232ZM240 234L241 231H240ZM240 234L238 233L237 235L240 236ZM260 234V235H261ZM15 235V234H14ZM48 235V234H47ZM54 235V234H53ZM56 235V234H55ZM86 235V234H84ZM83 235V236H84ZM93 235V234H92ZM118 235V236H119ZM149 235V234H148ZM154 235H151L150 236H154ZM178 235V234H177ZM181 236V234H179ZM184 235V234H183ZM184 235V236H185ZM186 235V236H187ZM197 235V234H196ZM199 235V234H198ZM220 235V234H219ZM224 235V234H223ZM227 234H225L224 236H226ZM231 235V234H229ZM235 235V234H234ZM243 235V234H242ZM253 235V233H252ZM58 236V235H57ZM61 236V235H60ZM64 236V235H63ZM67 236V234H66ZM100 236V235H99ZM129 236V235H128ZM131 237L133 235H130ZM163 236V235H162ZM160 238V240L162 241V239L164 238ZM195 236V234H194ZM217 236V233L215 235V237ZM232 236V235H231ZM238 236V238H239ZM244 236L247 238V236L244 234ZM255 236L259 237V234L258 235H254L253 237L255 238ZM7 237V236H6ZM54 237V236H53ZM101 237H103V235H101ZM100 237V238H101ZM108 237V235L106 236V238ZM108 237L107 240L106 238L105 241H108V239L110 238ZM115 237V236H114ZM121 237V236H120ZM127 237V236H126ZM125 237V238H126ZM138 237V236H136ZM144 237H145V234H144ZM169 237V235H168ZM167 237V238H168ZM176 238V235L173 236V238ZM183 237V236H182ZM190 237V236H189ZM188 237V238H189ZM201 239L203 240V235H201ZM264 237V235H263ZM261 238L260 239V242L263 241L264 238ZM11 238V236H10ZM42 238V237H41ZM50 238V237H49ZM64 238V237H62ZM73 238V237H72ZM89 238H91V236L89 235ZM119 238V237H118ZM116 238V239H118ZM123 238V237H122ZM140 238V237H139ZM141 238L142 237V233H141ZM147 238V237H146ZM152 237H150L149 239L151 240ZM154 238V237H153ZM152 238V239H153ZM159 238V237H157ZM172 238V239H173ZM184 238V237H183ZM187 238V239H188ZM227 238V237H226ZM242 238V237H241ZM252 238V237H251ZM43 239V238H42ZM41 239V240H42ZM54 238H52L51 240H53ZM69 239H70V236H69ZM74 239V238H73ZM95 239V237H94ZM99 239V238H98ZM97 239V240H98ZM132 239V238H131ZM179 239V238H178ZM182 239V238H181ZM191 239V238H190ZM237 239V238H236ZM243 239V238H242ZM245 239V238H244ZM256 239V238H255ZM258 239V238H257ZM256 239V240H257ZM22 240V239H21ZM34 240V239H33ZM44 240V239H43ZM56 240V238H55ZM81 240V239H80ZM96 240V239H95ZM112 240V239H111ZM136 240V239H134ZM133 240V241H134ZM144 240V239H143ZM146 240V239H145ZM148 240V238H147ZM159 240V239H158ZM177 240V239H176ZM183 240V239H182ZM182 240H177V241H182ZM201 240V241H202ZM215 240V239H214ZM223 240V239H222ZM259 240V239H258ZM89 241V239L87 240ZM93 242V240H90ZM101 241V240H99ZM114 241V239H113ZM129 241V240H128ZM132 240H130L129 242L131 243ZM141 241V240H140ZM149 241V240H148ZM160 241V242H161ZM164 241V240H163ZM162 241V242H163ZM166 241V240H165ZM171 241V240H170ZM168 241V242H170ZM187 241H190V240H186ZM198 241V240H197ZM217 241V240H215ZM214 241V242H215ZM220 241V239H219ZM240 241V240H238ZM8 242V241H7ZM22 242V241H21ZM57 242V241H56ZM76 242V241H75ZM110 240L109 242V245H110ZM128 242V243H129ZM135 242V241H134ZM138 242V238L136 240V243ZM142 242V241H141ZM150 242V241H149ZM156 242V241H155ZM153 242V243H155ZM159 242V244H161ZM175 242V241H174ZM185 242V243H186ZM203 242V241H202ZM224 243V241H222ZM233 242V240H232ZM242 242V241H241ZM246 242V240H245ZM248 242V241H247ZM258 242V241H257ZM102 243V242H100ZM118 243H120L118 241ZM117 243V244H118ZM140 242H138L137 244L139 245ZM153 243H151L153 245ZM164 244L166 242H163ZM171 243V242H170ZM177 243V242H176ZM180 244L182 242H179ZM183 243V245L185 244ZM190 243V242H189ZM194 243V241H193ZM191 242V244H193ZM199 243V242H197ZM201 243V242H200ZM213 243V242H212ZM218 243V242H217ZM221 243V244H223ZM255 243V241L253 242ZM44 244V243H43ZM65 244V243H64ZM91 244V242H90ZM96 244V243H95ZM104 244V241L103 243ZM101 244V245H102ZM113 244V242L111 243ZM115 244V243H114ZM132 244V243H131ZM130 245V248L132 249L134 247V245ZM135 244V243H134ZM141 244V243H140ZM144 244V243H143ZM141 244V245H143ZM148 244V245H147ZM147 250H146V253L148 251V246H149V243L147 242ZM158 244V241L157 243ZM155 244V245H156ZM173 244V243H171ZM188 244V243H187ZM190 244V245H191ZM202 244V243H201ZM243 244V243H242ZM257 243H255V246H256ZM263 244H264V241H263ZM78 245V244H77ZM76 245V246H77ZM93 245V244H92ZM128 244H126V247L127 248H124L123 250L126 251V249H128ZM136 245V244H135ZM176 245V244H175ZM198 245V244H197ZM247 245V244H246ZM259 245V243L257 244ZM57 246V245H56ZM98 246V245H97ZM108 246V244H107ZM112 246V245H111ZM118 246V245H117ZM133 246V247H132ZM144 246V245H143ZM143 246H142V249H143ZM151 246V245H150ZM182 246V245H181ZM200 246V245H198ZM222 247V245H220ZM227 246V245H226ZM236 246V245H234ZM242 246V245H241ZM239 246V247H241ZM251 246V245H250ZM254 246V245H253ZM252 246V247H253ZM263 246V245H261ZM260 246V247H261ZM39 247H42V245H40ZM104 247V246H103ZM105 247H106V244H105ZM109 247V246H108ZM113 247V246H112ZM124 247V246H123ZM122 247V248H123ZM136 248H138L137 246H135ZM134 247V248H135ZM144 246V248H146ZM159 247V246H158ZM172 247V246H171ZM179 247V246H178ZM177 247V248H178ZM183 247V246H182ZM189 247V246H188ZM193 247V246H192ZM220 247V248H221ZM250 247V249L252 248ZM259 247V246H258ZM45 248V247H43ZM55 248V247H54ZM62 248V247H61ZM73 248V247H71ZM111 248V247H110ZM109 248V250H110ZM113 248H116V246H114ZM118 248V247H117ZM129 248V250H130ZM135 248V249H136ZM160 248H162L160 246ZM159 248V249H160ZM170 248V245L169 247ZM187 248V247H185ZM191 248V247H190ZM194 248H198L196 247V245L194 246ZM207 248V247H205ZM204 248V250H205ZM226 248V247H225ZM225 248H223L225 250ZM228 248V247H227ZM230 248V247H229ZM228 248V249H229ZM257 248V247H256ZM264 248V247H263ZM262 248V249H263ZM10 249V248H9ZM21 249V248H20ZM23 249V247H22ZM49 249V248H48ZM106 249V248H104ZM152 248H150V251H151ZM155 248H153L154 250ZM158 249V250H159ZM164 249V248H163ZM173 249V248H172ZM171 249V250H172ZM222 249V250H223ZM233 249V248H232ZM255 249V247H254ZM261 249V250H262ZM58 250V249H57ZM65 250V249H64ZM69 250V249H68ZM89 250H93L92 252L95 253V251H97V248L96 246H90L89 245ZM112 250V248H111ZM117 250H120V247L119 249ZM115 250V251H117ZM144 250V249H143ZM142 250V254L144 253V251ZM162 249H160L161 251ZM173 250L176 251V249L174 248ZM178 250V249H177ZM179 250H181L179 248ZM179 250L177 252H179ZM183 250H185L183 248ZM189 250H192L189 249ZM220 251V252H223V251ZM10 251V250H9ZM102 251V249H101ZM134 251V250H133ZM139 251V250H138ZM141 251V250H140ZM156 251V250H155ZM158 252L159 255L160 253L163 254L162 252ZM164 251V250H163ZM206 251V250H205ZM253 251V249L251 250ZM256 251V250H255ZM254 251V252H255ZM43 252V251H42ZM100 252V251H99ZM113 253H111L112 255H115L114 254V249L112 251ZM122 252V250H121ZM120 252V253H121ZM154 252V251H153ZM169 252V251H167ZM172 252V251H171ZM170 252V253H171ZM204 252V251H203ZM213 252V251H212ZM219 252V254H221ZM228 252V250H227ZM237 252V251H236ZM235 252V253H236ZM244 252V251H243ZM263 252V251H262ZM98 253V252H97ZM118 253V252H117ZM116 253V254H117ZM123 253V252H122ZM121 253V254H122ZM130 253V252H128ZM155 253V252H154ZM157 253V251H156ZM183 253V252H181ZM180 253V254H181ZM240 253V252H239ZM249 253V252H248ZM248 253H246L248 255ZM257 253H259V251L257 252L256 251V255ZM60 254V253H59ZM62 254V253H61ZM68 254V253H67ZM83 254V253H82ZM104 254V253H103ZM102 254L101 257H103L104 255ZM106 254V252H105ZM110 254V256H111ZM126 254V253H125ZM132 251H131V253ZM137 254L139 255V253L137 252ZM137 254H135L137 256ZM145 254V253H144ZM173 254V252H172ZM175 254V252H174ZM179 254V255H180ZM190 254V253H189ZM195 254V253H194ZM193 254V256H194ZM205 254V253H204ZM243 254V253H242ZM251 252L249 253V256ZM261 254V253H260ZM259 254V255H260ZM31 255V254H30ZM29 255V256H30ZM87 255V254H86ZM85 255V256H86ZM89 255V254H88ZM87 255V256H88ZM97 255V254H96ZM128 255V254H127ZM131 255V256H132ZM157 255V254H156ZM166 255H169V254H166ZM171 255V254H170ZM178 255V254H177ZM176 255V256H177ZM186 254L182 255V256H185ZM227 255V254H226ZM254 255V253H253ZM255 255V256H256ZM36 256V255H35ZM34 256V257H35ZM94 256L93 254H91V257ZM99 255L96 256V258L98 257ZM106 256V255H105ZM104 256V257H105ZM108 257H110L109 255H107ZM147 256V254H146ZM149 256V255H148ZM155 256V254H154ZM161 256V255H160ZM158 256V257H160ZM192 256V257H193ZM207 256V255H205ZM230 256V255H229ZM233 256H238V254H235ZM232 256V258H233ZM258 256V255H257ZM262 256V255H261ZM264 256V255H263ZM4 257V256H3ZM2 257V258H3ZM33 257V256H32ZM90 257V258H91ZM95 257V256H94ZM138 257V256H137ZM140 257V256H139ZM157 257V258H158ZM173 257V256H172ZM171 257V258H172ZM180 257V256H179ZM176 258V259H179ZM187 257V256H186ZM18 258V256H17ZM63 258V257H62ZM119 258V256H118ZM133 258H136L135 256ZM142 258V257H141ZM140 258V259H141ZM156 258V257H155ZM162 258H164V256H162ZM168 258V256H167ZM183 258V257H182ZM201 258V257H199ZM218 258V257H217ZM21 259V258H20ZM30 259V258H29ZM64 259V258H63ZM94 259V258H93ZM109 259V258H108ZM114 260L113 258H110L109 260ZM129 259H130V255H129ZM132 259V258H131ZM139 259V258H138ZM145 258H143L144 260ZM148 259V258H147ZM188 259H191L190 257ZM224 259V258H223ZM227 259V258H226ZM236 259V258H235ZM26 258L24 257L22 259V262H26ZM34 260V259H33ZM76 260V259H75ZM88 260V258L86 259V261ZM97 260V259H96ZM107 260V258L105 259V261ZM117 260V259H115ZM115 260H114V263H115ZM142 260V259H141ZM142 260V262H143ZM158 260V259H157ZM163 261L165 259H162ZM172 260V259H171ZM201 260V259H200ZM202 260H204V258L202 257ZM209 260V259H208ZM214 260V259H213ZM251 261H254L252 259H250ZM262 260V259H261ZM29 261V260H28ZM51 261V260H50ZM61 261V259H60ZM121 261V260H120ZM147 261V260H146ZM153 261V260H152ZM161 261V260H160ZM166 261V260H165ZM168 261V259H167ZM173 261V260H172ZM187 261V259H186ZM198 261V260H197ZM215 261V260H214ZM218 261V260H217ZM224 261V260H223ZM231 261V260H230ZM1 262V261H0ZM95 262V261H94ZM111 262V261H110ZM124 262V261H123ZM122 262V263H123ZM137 263V260L135 261ZM142 262H138L137 264L139 263H142ZM151 262V261H150ZM184 262V261H183ZM196 262V261H195ZM200 261H198L197 264H199ZM257 262V261H256ZM261 262V261H260ZM260 262H257V263H260ZM92 263V262H90ZM98 263V262H97ZM100 263V262H99ZM106 263V262H105ZM108 263V262H107ZM112 263V262H111ZM120 263V262H119ZM132 263V262H131ZM135 263V264H136ZM145 263V262H144ZM148 263H149V260H148ZM164 263V262H163ZM209 263V262H208ZM16 264V262H15ZM22 264V263H21ZM25 264V263H23ZM76 264V263H75ZM81 264V263H80ZM85 264V263H84ZM101 264V263H100ZM110 264V263H109ZM118 264V263H116ZM121 264V263H120ZM130 264V263H129ZM134 264V263H133ZM146 264V263H145ZM151 264V263H150ZM154 264V262L152 263ZM157 264V263H155ZM158 264H160V262H158ZM168 264V263H167ZM170 264V263H169ZM175 264V263H174ZM178 264V263H177ZM183 264V263H182ZM187 264V262L185 263ZM194 264V263H193ZM254 264V263H253Z\"/></svg>",
  "mask_w": 264,
  "mask_h": 264
},
{
  "label": "rangeland",
  "instance_id": "2",
  "mask_svg": "<svg viewBox=\"0 0 264 264\" xmlns=\"http://www.w3.org/2000/svg\"><path fill=\"white\" fill-rule=\"evenodd\" d=\"M258 21V20H257ZM263 20H260L258 23H257V27H258V30H259V32H260V34L262 33V28H261V23L262 24H264V22H262ZM40 23H41V25H40ZM34 25L38 28V29H42L43 28V22L42 21H40L39 22V20H38V22H36V23H34ZM259 25V26H258ZM34 26V27H35ZM32 28H31V31H35V30H38L37 28H35V30H32L34 27H33V25L31 26ZM262 27H264V25H262ZM259 28H261V29H259ZM67 31H69V30H65L64 29V31L62 30L61 32H60V35H59V38H58V42H60V41H62L63 42V44H64V47H68L69 46V44H67V43H70V46L68 47V48H70L71 46H72V44L75 42V41H73V40H75L74 39V37H72V36H69V33L67 32ZM263 31H264V29H263ZM65 32V33H64ZM65 34V35H64ZM68 36H67V35ZM62 35V36H61ZM67 36V37H66ZM139 36H141V35H136V39H138V40H140V38H139ZM234 36L236 37V39L234 38H232L233 39V41H236V40H238V35H235L234 34ZM66 38V40H61L62 38ZM71 38H73V39H71ZM142 40H141V42L142 41H144V39H143V37L141 38ZM261 39L262 40H260L261 42H259V47H260V49H264L263 47H261L262 46V44H263V46H264V33H262L261 34ZM263 41V42H262ZM1 42H4V39L2 38L1 39V41H0V44H1ZM62 42H60V44L62 43ZM118 41H115V44H116V46L118 47ZM146 43V42H145ZM144 42L142 43V44H145ZM260 43H261V45H260ZM15 44H16V47H15ZM11 46L10 47H14V49L15 50H17L18 52L17 53H19L20 52V50H19V44H18V41H16L14 44H10ZM25 45L27 46V44L25 43V44H23V48L24 49H26V47H25ZM68 45V46H67ZM139 45H141V43L139 42L138 43V47H139V49H142L141 47H146L148 44H146V46L145 45H142L141 47L139 46ZM156 46H157V44H155ZM158 45H160V43L158 42ZM149 47V45L146 47V48H148ZM160 47V46H159ZM259 47H256L255 49H257L256 51L257 52H259L258 54H257V58L260 60V62H262L263 61V63H264V60H262V59H264V56H262V55H264V50L262 51V50H260L259 49ZM0 48H1V45H0ZM18 48V49H17ZM27 48L28 49H26L27 51H26V53H30L29 52V49H30V47H28L27 46ZM63 48V47H62ZM119 48L120 47H118V49H117V51L115 52V53H113V56L112 57H117V55H120V50H119ZM150 48V47H149ZM152 48V47H151ZM14 49H12L13 51H15ZM155 49V48H154ZM166 49H168L167 50V53H168V55L167 54H162L163 52L162 51H160V52H155V53H153V54H150L149 53V51H147L145 54H140V56H139V58H140V61H141V63H142V67H146L144 70L145 71H143V69L141 70V69H138L139 67H137V72L138 73H144V74H142V77L139 75V79H136V77H134L135 79H133V77H129L127 74H129L128 72H129V70L128 69H130V70H132V72H136L135 71V69H136V67L134 68V61H129V60H121V57L120 56H118L116 59H115V61H114V59H113V62H112V59H110V58H112V57H110L109 58V56L107 55V57H105L106 58V60L109 62V60H110V62H109V65L110 64H113V66L114 67H117L118 69H119V71L121 70V71H123L124 73L125 72H127L126 74H125V76L123 75H121L122 77V79L124 80V83H126V87L125 88H123V87H120L121 89H116V88H118V86H116V85H112V87H113V90H112V88H111V91L114 93H112L114 96H113V98H115V99H117V100H119V98L121 99V97H124L126 94H127V92H128V90L126 89V88H130V89H134L135 90V94H136V96H137V101H136V103H135V106L133 107V108H131L130 110H126L125 111V115H123V114H119V113H121L119 110H117V108L115 109L114 108V110H113V112L112 113H110V114H112V116H110L111 118H109V116H108V114L107 115H104L103 114V112H100L99 114H101V115H99V117L98 118H96V119H94L95 121L96 120H99V122L97 123V122H95L93 119H91L90 121L89 120H87L88 121V124L87 125H92L90 128L89 127H87V128H89L90 130L89 131H85V127H83V126H81L79 123L77 124V123H75V118H74V116H73V114H72V111L71 110H69V111H61L59 114H60V117H62V121H61V123H58L57 122V124H45L43 127H45V128H41V130L40 129H37V130H34V129H36V128H34V127H36L35 125H33L32 124V127L30 128V125H28V124H26V123H28V122H30V120H31V115L29 114V113H31V114H36L38 111H40V110H42V109H40L41 107H42V105H43V98H42V101H40L39 99H37L36 101H34L35 103H33V105L30 107V109L26 112V114H25V117H24V119H23V121H22V123H23V125H22V123H17V125L18 126H16V128H12L15 132L14 133H16V134H22V133H28V130H29V128L31 129V130H33V132H35V137H37L36 138V140H38L39 138H38V136H40V137H43V136H45V135H47V136H49V142L46 144L47 146H49V144L50 145H55L56 146V144H58L59 146H57V148L59 149L61 146L60 145H64V149H62L61 150V148L59 149L60 150V152H58L57 150V148L55 147V146H52V149L51 150H55L54 151V153L56 154H54V157L53 158H55L59 153H61V152H63L62 153V155L61 154H59V156L60 157H58L57 156V158H55L56 159V161L53 163V160H51V163H49V166H53L54 164H56V165H54V167L55 166H57V167H52V168H54V170H53V172L55 173V175H56V179H57V185L55 186V194L54 195H52L51 197L50 196H45V195H42V193H46L45 191H44V187L46 186V184L49 186V184H48V180H46L45 178H41V175L42 174H40V173H42V167H45L44 166V164H43V162H42V160L44 159V157H42L41 159H35L34 157H32V156H28V155H26L23 151H24V149L23 148H25L27 145H24V146H21V147H18L17 145H16V142L15 141H12V142H10L7 146H5V147H3L1 144L3 143V135H2V133H1V131H0V264H15V262H16V264H23V263H25V264H116V263H118V264H135L136 262V260H137V263L138 262H142V260H143V258H145L144 260H143V262L142 263H139V264H152L153 262H154V264L155 263H157L158 264V262H160V264H185L186 262H187V264H197L198 263V261H200L199 262V264H264V244H263V241H264V239H263V241H261L260 242V239L263 237V235H264V218H261V217H258V215H261V216H264V206H260L261 207V209L260 210H258V208H260V207H253V209H255L254 211H255V213L257 214H255L254 213V211H252L253 209L251 208L252 207V205L254 204V202H255V205L254 206H256V204H259L258 202H256V200L258 199L259 200V198H260V201L262 200V199H264V182L263 183H261V181H263L264 180V178H263V180H261L260 181V183H261V185H259L257 188H258V190H257V192L259 193V190H261V192H262V197H259L260 195H261V193L259 194V195H256V194H254L253 192H252V194H251V187H253L252 189H255V183L254 182H256V185H258V184H260V183H258L259 182V180H252V182H249V181H247V183L249 182V184H251V185H253V186H251V185H249V187H248V184H246L247 186V188L248 189H246V194L244 195V196H248V195H250L249 196V199L247 200V202L249 203V200L251 199V197L252 196H255L254 198H252L251 200H250V204H249V206H248V203H247V207L245 206V204H246V199H245V197L244 198H242V200H241V197H243V195H240V197L238 196L239 194L238 193H236L235 194V196H237L238 198H237V200L239 201V203H241V204H237L238 206H240L241 207V205H242V208H240V207H236L235 205L236 204H234V202H233V204L231 203V204H228V201H225L226 200V198L228 197L227 196V194H223V192H217L216 190H214L216 187H215V185H212L213 183L215 184V179H214V181H213V172H212V174H211V172L209 171H205V167L206 166H201L202 168H203V170H202V168L200 169V165L198 164V163H196L195 161H194V163L193 162H190L189 164H191V165H188V168H189V172H192V173H190V174H193V175H191V177L193 178L194 177V175H196L195 173H202L205 177V182L204 183H201V185H199L200 186V189L199 188H197L195 191L196 192H193V194L189 197V195L188 196H185L186 194H182L181 193V191H179L178 190V185H176V183H172L173 185L172 186H174V190H173V192H178L177 193V195H175L176 193H173L172 194V196L175 198V200L176 201H172V202H175V204H177V206L174 204V203H172L171 202V199H169V197H168V195L170 194V192H168L167 191V189H165L166 188V186L167 185H169V184H165L164 183V185L162 186L161 185V188L159 187L158 188V190H157V193L158 194H160L161 193V190H162V196H160V195H158L156 192L155 193H153V194H151V197H153V199H156V207H155V209L153 210V213H152V211H150L149 210V206L151 205L150 203H148V201H147V198H144V195H143V192L145 191H147V188H146V185H147V181L149 180V177L150 176H148V175H144L145 173H147L148 171H150L151 170V168L150 169H146L147 170V172H145V171H143L144 173H141V174H143V175H141V176H138V175H140V174H137V176H136V174L135 173H137V171H135L136 170V168H142V165H143V167L144 168H146L145 166H147L148 168L149 167H151V164L149 163H145L146 161H144V159H140L139 161H135V160H133V159H131L132 157V155L134 156V152L135 151H132L133 149H135L134 148V145L135 144H139L140 142H141V139H142V137L143 136H147V135H149V133L151 134V133H153L154 134V131L156 132V134L155 135H164L165 136V134H169V135H171V134H173V131H172V129L174 130V126H171L170 127V129H171V131L172 132H170V129H167V128H169V126H168V123L169 122H167L166 123V121L164 122V121H161V122H163V124L162 123H160V121L158 122V124H157V126L156 127H154V128H156V129H158L157 131H158V133H157V131L154 129V128H152V130H154L153 132H152V130H151V128H149V125L148 126H145L144 125V121L145 120H147V119H151L152 118V120L155 118H153V116H154V114H152V112L153 111H151V110H154V108H155V106H154V104H153V106L151 105L152 103H151V101H150V99L152 98H154V97H156L155 95L157 94V92H158V90L160 89H158L157 87H161V85H158V82L156 83L155 82V80H154V78H156L157 76H159V75H162L166 70H168V72H167V74H166V72L164 73V75L165 76H167V77H171V76H169V75H173V74H177V73H179L178 75H180V73H182V74H186V73H190V72H192L193 70H194V66H193V64H190V63H187V60L186 61H183V62H181V60H182V57H181V55L180 54H178V53H172V52H170V51H172V49L173 48H166ZM156 50V49H155ZM250 50V49H249ZM259 50V51H258ZM153 51V50H152ZM96 52V51H95ZM94 52V54H96V56H98L97 55V53L98 52H96L95 53ZM118 52V53H117ZM120 52V53H119ZM256 52V53H257ZM260 52H262V54L260 53ZM13 53H16V52H13ZM142 53H144V52H142ZM255 53V54H256ZM102 54V55H101ZM100 54V56H106V54H104V53H101ZM148 54L150 55L149 57H148ZM169 54H170V56H169ZM261 54V55H260ZM1 55H3V53L1 54ZM34 55V54H33ZM164 55H165V57H167V58H169V59H167V58H165L164 57ZM180 55V56H179ZM260 55V56H259ZM151 56H153L154 58H156V59H154L153 58V60L154 61H156V62H154V63H156V64H154L153 63V61H152V59H150L149 60V58L151 57ZM159 57V59H157ZM165 60V59H167L166 60V62H163L164 60H162V58ZM181 57V58H180ZM255 57V58H256ZM260 57H261V59H260ZM263 57V58H262ZM118 58L121 60H119V62H116V61H118ZM257 58H256V60H257ZM172 59V60H171ZM258 60V61H259ZM106 61V62H107ZM169 61H171V63L169 62ZM179 62V64H178V62ZM107 62V63H108ZM174 62H176V64H174ZM115 63H120V65H116ZM153 63V64H152ZM167 63V64H166ZM168 63L172 66H170V65H168ZM240 63H241V65H240ZM237 66L238 67H236V64H233L232 65V67H231V69H229L228 68V70H229V72H231L234 68V70L231 72V74H234L235 73V71H237L236 69H238L239 68V70L238 71H243L242 72V77L244 76L245 78H243V79H246V76L245 75H247V78L249 77V76H251L253 73H255V74H257V76H258V74H261V78H260V75L257 77L256 75H254L253 77H254V81L252 82V84H251V80H253V77H249L248 79L250 80V85L252 86L253 85V87H255V89H252L250 86H248L249 87V89H248V93H251V95H248V97H254L253 99H251L252 101H258L257 99H255V95H257V97H259V99H261L260 97H263V95L262 94H264V89L262 88L264 85H262V84H264V80L262 79V75H263V73H264V69H263V71H262V68H264V67H262L261 69L259 68H257V64L254 66V65H251L250 64V67L251 66H254V67H251V69H253V70H256V69H258V70H256V72L255 71H252V70H249V67H248V69L246 68L247 66H244V68L242 69L241 68V66L243 67V64H242V62H240ZM258 63V62H257ZM37 64L38 65H40V63L39 62H37ZM153 65V66H155V67H153L152 68V66H150V65ZM177 64L179 65V66H177ZM132 65H134V66H132ZM139 65H141V64H139ZM144 65V66H143ZM169 66V67H168ZM234 66V67H233ZM122 67V68H121ZM133 67V68H132ZM148 67L150 68V70H147L148 69ZM168 69H167V68ZM255 67H256V69H255ZM121 68V69H120ZM132 68V69H131ZM157 68H158V70H157ZM163 68V69H162ZM166 68V69H165ZM171 68H173L174 70H172ZM192 68V69H191ZM227 68V67H226ZM240 68L242 69V70H240ZM125 69V70H124ZM126 69H127V71H126ZM161 69V70H160ZM171 70V72H173V71H175V73L173 72L172 74L170 73V70ZM191 69V70H190ZM140 70V71H139ZM152 70V71H151ZM153 70L154 71H156V73L153 75V78H152V74L154 73L153 72ZM163 70V71H162ZM165 70V71H164ZM231 70V71H230ZM248 70H249V72H248ZM261 70V71H260ZM143 71V72H142ZM161 71V72H160ZM244 71H245V73H244ZM252 71V73L249 75V73ZM258 71H260V72H258ZM3 72H5L6 73V75L7 74H9V70H8V68L6 69L5 68V66H4V64H1V66H0V75L3 73ZM145 72H147L146 74L148 75V76H151V77H149L148 78V76L145 74ZM153 72V73H152ZM157 72H158V74H157ZM160 72V73H159ZM248 72V73H247ZM152 73V74H151ZM198 73H201V72H198ZM197 72L195 73V75L193 76V79L194 80H197V78L195 77L196 75L197 76H199L200 74H198ZM244 73V74H243ZM150 74V75H149ZM157 74V75H156ZM112 74H109V79L107 80L108 81V83H110L111 82V80L112 79H110V78H112V76H111ZM144 75H146V76H144ZM156 75V76H155ZM230 75V74H229ZM128 76V78H126ZM231 76H234V75H231ZM256 76V77H255ZM264 76V75H263ZM145 77H147V78H145ZM228 77V76H227ZM242 77L240 76V78L242 79ZM131 78V79H130ZM140 78L142 79V83H144L142 86L140 85V84H142V83H140L139 81H140ZM150 78H152L151 80H152V82L151 81H149L150 80ZM196 78V79H195ZM229 78V77H228ZM227 78V79H228ZM234 78V77H233ZM232 78V79H233ZM259 78V79H258ZM264 78V77H263ZM127 79V80H126ZM146 79V80H145ZM148 79V80H147ZM157 79H158V77H157ZM235 79V78H234ZM233 79V80H234ZM257 79V80H256ZM260 79H262V80H260ZM131 80H133V81H131ZM233 80H231V79H229L228 81L230 82V83H232L231 81H233ZM236 80V79H235ZM234 80V81H235ZM136 81V82H135ZM145 81V82H144ZM226 81V80H225ZM228 81H226L227 83H228ZM256 81V82H255ZM129 84H128V83ZM146 82H148V83H146ZM151 82V83H150ZM261 82H263V83H261ZM112 83V82H111ZM156 83V85H153V84H155ZM229 83V84H230ZM256 83H258V85L256 84ZM130 84H131V86H132V88H131V86H130ZM133 84V85H132ZM138 84V85H137ZM151 84V85H150ZM255 84H256V86H255ZM130 87H129V86ZM261 85H262V87H261ZM62 86H64V85H59L58 86V88L60 89ZM116 86V87H115ZM224 86H225V84H224ZM223 86V87H224ZM114 87H115V89H114ZM134 87V88H133ZM156 87V88H155ZM165 88V89H163V91H164V95H168V97H167V99H166V97H163V99H165V101L167 102V101H169L170 100V102H173L174 103V101L175 102H177V104H181V106H182V104L184 103L183 101H181V100H184L185 101V99H187L188 97H190L189 96V94H191V96L192 97H190V98H193L194 97V99H193V101L195 100V98H197L196 100L197 101H200L199 99L201 98V97H199V95L198 94H194V92H189V91H185V92H183V94L185 95V97H186V95H188V97H184L183 96V98H185V99H183L182 98V96L179 98V101L177 100H173V98L171 97V96H169V94H170V89H171V87L169 86V88L166 86V85H162V88ZM166 87H167V89H166ZM257 87V88H256ZM261 87V88H260ZM210 88V87H209ZM219 87H217V86H214V89L216 90V93H217V95H215L216 93H214V91H213V93H211V90H209V89H207V90H209L208 91V95L206 94H203V95H205V96H207V97H209L208 99H210L209 101H210V103H212L213 102V104H217V103H215V101L217 100V98H218V96H219V98L218 99H222L223 97H224V95L225 96H227V94H226V92H224L225 94H222V92H219V90L217 91V89H218ZM252 89V91H251V89ZM260 88V89H259ZM124 90V91H121V90ZM127 91H126V90ZM136 89H137V91H136ZM259 89V90H258ZM206 90V91H207ZM254 90V91H253ZM255 90H256V94H255ZM183 91V90H182ZM251 91V92H250ZM100 93H99V95H101V96H103L104 94V92L101 90V91H99ZM121 92V93H120ZM218 92H219V94L221 93V95H219L218 94ZM263 92V93H262ZM211 93V94H210ZM254 93V94H253ZM55 94L56 93H53L52 95V97H50L49 95H47L46 97H49V100H50V104L48 105V107H47V111H48V109H49V112H58L57 110H56V98H53V97H59L57 94H56V96H55ZM134 94V95H135ZM194 94V95H193ZM124 95V96H123ZM163 95V96H164ZM212 95V99H211V96ZM260 95V96H259ZM110 95H106V96H104L105 98H100V100H101V102H102V105H101V103H100V100H99V102L97 103V101H93V102H90V103H88V104H93L92 105V107L93 108H95V106H96V109H99V108H102L103 107V105L105 104V103H103L105 100H106V97L109 99V101L112 103V105H114V103H116L117 102V100L115 101V99H113L112 97H109ZM213 96H215V97H213ZM221 96V97H220ZM171 97V98H170ZM229 97V96H228ZM112 98V99H111ZM170 98V99H169ZM190 98H188V99H190ZM215 98V99H214ZM226 98V97H225ZM225 98H223V100H218V102L219 103H222V102H225ZM52 99V100H51ZM114 102H112L111 100ZM169 99V100H168ZM188 99L185 101V103L183 104V106L185 107V104H186V102L188 101ZM214 99V100H213ZM226 99H230V98H226ZM87 100H88V98H87ZM173 100V101H172ZM211 100H212V102H211ZM233 101H235L234 99H232ZM232 100L230 99V101H229V103L231 104V105H233L234 103L232 102ZM261 100H263V98L261 99ZM53 101V102H52ZM179 102V103H178ZM180 102H183V103H180ZM261 102L262 101H260L259 103L258 102H254V105L255 106H257V107H259V105L261 104ZM96 103V105L94 106V104ZM106 103H108V101L106 100ZM111 103H108L109 105H111ZM162 102H160V104H161ZM172 103V104H173ZM218 103V104H219ZM263 103V102H262ZM55 104V105H54ZM107 104V105H108ZM171 104V106L172 107H174L173 105H175V109H173L171 106H170V103H167V104H165V105H167V107L168 106H170V108H172V109H169L171 112H172V110H173V113H174V111L176 110V107L178 108V106L179 105H176V103H174L173 105ZM259 104V105H258ZM52 105V106H51ZM54 105V106H53ZM100 105V106H99ZM106 105V104H105ZM155 105H157V104H155ZM162 105H163V103H162ZM211 104H208V106H206L205 105V107H206V109L208 110V107L210 106ZM90 106V105H89ZM120 106V105H119ZM164 106V105H163ZM97 107H99V108H97ZM140 107V108H139ZM160 107H162L161 105H160ZM167 107H163V109H166ZM183 107V108H184ZM157 108H159V106L157 107ZM156 108V109H157ZM182 107H180L179 109H181ZM182 108V109H183ZM179 109H177V110H179ZM181 109V110H182ZM205 109V111L207 112V110ZM135 110V111H134ZM158 110H160V109H158ZM181 110H179V111H175V115H179L177 112H179L180 113V111ZM212 110V109H211ZM71 111V112H70ZM209 111V110H208ZM115 112V113H114ZM127 112V113H126ZM117 113V114H116ZM144 113V114H143ZM151 113V114H150ZM177 113V114H176ZM28 114V115H27ZM63 114V115H62ZM103 114V115H102ZM145 114H147V118L146 117H144V115ZM148 114H150L149 116L151 117V118H149V116H148ZM115 115H119V119H118V121H117V119H116V117L117 116H115ZM121 115V116H120ZM128 115V116H127ZM141 115H143V118L144 119H140V117H142ZM90 116H92V115H90ZM100 116L101 117H103V116H105V119H104V117L103 118H100ZM146 116V115H145ZM107 117H108V119H107ZM124 117H126L125 119L126 120H124ZM177 118V117H176ZM180 117L178 116V126H179V124L180 123H182V126L184 125L183 124V121L182 120H180L179 119ZM28 119H30V120H28ZM70 119V120H69ZM123 119V120H122ZM101 120H106V122L109 120H111L110 122L108 121V124L106 123V122H104L103 123V121H101ZM142 120V121H141ZM101 121V122H100ZM244 120H241V123H242V125H245V122H243ZM26 122V123H25ZM64 122V123H63ZM90 122V123H89ZM91 122H94V124H91ZM143 122V123H142ZM164 123H166V124H164ZM127 126H126V125ZM60 125H61V128H60ZM63 125V126H62ZM66 125V126H65ZM97 126H99V130H97L96 131V129H97ZM100 126H102V128H101V133H100ZM181 126V125H180ZM181 126V127H182ZM129 129H128V128ZM143 127V128H142ZM20 128V129H19ZM42 129H43V131H42ZM94 130V131H96V133L94 134H92V135H94L95 136V138L91 135V131L92 130ZM128 131H127V130ZM132 129V130H131ZM20 132H19V131ZM40 130V131H39ZM65 130V132L64 133H66V134H68V132H70V133H75L76 135H81L82 134V137H79V136H77V137H79V138H77V140L78 139H80L79 141H78V143L81 141V140H84V142L87 144V150L85 151V147L83 146V148H81V150H80V148L79 147H82V146H80V145H77L76 146V148L74 149V148H70V146L68 145V137L67 138H65V140H62V138H60V137H62V136H64V134H62V131H64ZM83 130V131H82ZM125 130H126V132L128 133V135L126 134L125 135ZM130 130V131H129ZM151 130V131H150ZM169 130V131H168ZM99 131V132H98ZM85 132V133H84ZM90 132V133H89ZM132 134H131V133ZM170 132V133H169ZM98 133V134H97ZM99 133H100V136H96V135H99ZM65 134V135H66ZM152 134V135H153ZM83 135H85L86 137L84 138V136ZM103 135V136H102ZM130 135V136H129ZM135 135H137V136H135ZM151 135V136H152ZM169 135H166V136H168V137H172V136H174V135H172V136H169ZM128 136V137H127ZM100 138L99 139V141H98V139L97 138ZM132 137H134V138H132ZM219 137H221V135L219 136ZM222 137H224V136H222ZM58 138H60V139H58ZM82 138V139H81ZM95 140H94V139ZM136 138V139H135ZM172 138H174L173 140H177V139H179V138H177L176 136H174V137H172ZM176 138V139H175ZM56 139H57V141H56ZM28 140V139H27ZM58 142V143H56V142ZM87 141H89V142H87ZM174 141V142H175ZM180 141V142H179ZM179 143H182L181 141L182 140H180L179 139ZM115 142V143H114ZM170 142H172L173 143V141H170ZM178 142L176 141V143H173V144H178ZM185 142V140H183V143ZM226 142H227V145L230 147V146H232V145H234L233 143H232V141H230L228 138L226 139ZM231 142V143H230ZM186 143V142H185ZM230 143V144H229ZM89 144V145H88ZM118 145L121 147H118ZM132 145H133V147H132ZM179 145V144H178ZM9 147V149L10 150H8L7 151V148ZM94 147V148H93ZM115 147V148H114ZM235 148V146H232V148ZM4 148V149H3ZM54 148H56V149H54ZM88 148H89V150H88ZM231 148V147H230ZM20 150V151H19ZM64 150V151H63ZM82 150H84V151H82ZM95 150V151H94ZM111 152H110V151ZM233 150H235V151H237V153L239 154V153H241V152H238V150L235 148V149H233ZM253 150V149H252ZM251 150V151H252ZM73 151V152H72ZM88 151V152H87ZM20 152H22V153H20ZM86 152L88 153V154H86ZM80 153V154H79ZM101 156V160H103V161H100L99 159H97V158H95L96 156H98V154ZM48 154V153H47ZM130 154H132L131 156H130ZM74 155V156H73ZM85 157H84V156ZM95 155V156H94ZM126 155V156H125ZM62 156H65V157H62ZM68 156H69V158H70V156L72 157V159H69L68 158ZM82 156V157H81ZM129 156V157H128ZM240 156V159H242V161H243V159L245 158L244 157V155L243 154H241V155H239ZM242 156V157H241ZM8 157H10V158H12V161L11 162H9L8 160H10ZM18 157V158H17ZM45 157H47L46 155H45ZM64 158L63 160L62 159H60V158ZM131 157V158H130ZM22 158V159H21ZM34 158V159H33ZM75 158V159H74ZM89 158V159H88ZM92 158V159H91ZM68 160V161H65V160ZM77 159V160H76ZM94 159H96V160H94ZM107 159V160H106ZM8 162H7V161ZM20 160V161H19ZM31 160H33V161H31ZM59 160H61L60 162H59ZM99 160V161H98ZM106 160V161H105ZM14 161H15V163H14ZM47 161H49L50 162V160H49V158H48V160ZM63 161V164H61V162ZM67 162V163H65V162ZM78 161V162H77ZM95 162L94 164L92 163V162ZM130 161V162H129ZM245 161V160H244ZM5 162V163H4ZM24 162V163H23ZM57 162V163H56ZM70 162H72V163H70ZM75 162V163H74ZM77 162V163H76ZM97 162H100V163H97ZM105 162V163H104ZM149 162V161H148ZM32 163H33V165H32ZM70 163V164H69ZM89 163V164H88ZM114 163V164H113ZM145 163V164H144ZM40 164L41 165H43V166H40ZM65 164V165H64ZM71 164L73 165V166H71ZM74 164H75V166H76V164H77V166L75 167L74 166ZM88 164V165H87ZM113 164V165H112ZM139 164V165H138ZM157 164V163H156ZM158 164H159V162H158ZM157 164V165H158ZM193 164V165H192ZM197 164L199 165V166H197ZM34 165H36L35 167H34ZM39 165V166H38ZM66 166V167H64V166ZM68 165V166H67ZM70 165V166H69ZM98 165V166H97ZM101 165V166H100ZM118 167H117V166ZM130 165V166H129ZM32 166V167H31ZM37 166H38V168H37ZM79 166V167H78ZM88 166V167H87ZM139 166V167H138ZM161 166V163L159 164V166L158 167H155L156 168V170H155V172H156V174H153L152 176H153V178H156V176H157V178L159 177V174H157L158 173V171L159 172H163L164 171V169H160V168H163L162 166ZM197 166V167H196ZM31 167V168H30ZM59 167H61L60 169H58ZM69 167V168H68ZM72 169H71V168ZM75 167V168H74ZM86 167V168H85ZM120 167V168H119ZM124 167V168H123ZM186 167V168H185ZM183 166V170L185 171V172H188V168H187V165L186 166ZM195 167V168H194ZM199 167V169H197ZM18 168V169H17ZM36 168V169H35ZM40 168H41V170H40ZM64 168H66V170H64ZM89 170H88V169ZM102 168V169H101ZM118 168V170H116ZM159 168V169H158ZM190 168H193L192 170H195V171H197V172H193L192 170L190 171ZM23 169V170H22ZM30 169V170H29ZM37 169H39L40 171H38ZM76 169V170H75ZM82 169V170H81ZM87 169V170H86ZM108 169H110V170H108ZM121 169V170H120ZM123 169V170H122ZM206 169H208L209 170V168L207 167ZM96 170V171H95ZM100 170V171H99ZM29 171V172H28ZM33 171V172H32ZM76 171V172H75ZM92 171H93V174H92ZM120 171V172H119ZM130 172V174H128L129 172ZM151 171H153V170H151ZM150 171V172H151ZM202 171V172H201ZM205 171V172H204ZM26 172V173H25ZM61 172V173H60ZM72 172V173H71ZM95 172V173H94ZM154 172V173H155ZM161 172V173H162ZM34 173V174H33ZM66 173H67V175L68 176H66ZM71 173V174H70ZM21 174V175H20ZM23 174V175H22ZM64 174V175H63ZM78 174V175H77ZM163 174V173H162ZM17 176V178H16V176ZM28 175V176H27ZM72 175L74 176V178L72 177ZM77 177H76V176ZM93 175V176H92ZM120 175V176H119ZM161 175V174H160ZM78 176L79 177H81V178H78ZM92 176V177H91ZM97 176L99 177V179L101 180V182H102V180H103V184L100 182V180H98V179H96L97 178ZM109 176V177H108ZM123 176V177H122ZM67 177L69 178V181H70V179H72V185H71V183H69L68 185H67V187H66V181H68V179H67ZM85 177H87V179L85 178ZM138 177H141V178H138ZM161 177V176H160ZM211 177H212V179H211ZM15 178V179H14ZM86 180H85V179ZM89 178H91V179H89ZM58 179H61V180H58ZM83 179V180H82ZM135 179V180H134ZM136 179L137 180H139V181H136ZM161 179V178H160ZM26 180H28V183H29V181H30V183L29 184H27V182H26ZM44 182H43V181ZM132 180V181H131ZM79 181H82V182H80V183H78ZM110 181V182H109ZM207 181V182H206ZM251 181V180H250ZM258 181V182H257ZM26 182V183H25ZM63 182V183H62ZM22 183V184H21ZM82 183V184H81ZM211 183V184H210ZM258 183V184H257ZM25 184H27L26 186H25ZM106 184H108V185H106ZM122 184V185H121ZM162 184V183H161ZM22 185L24 186V188H27V189H23V187H22ZM44 185V186H43ZM65 185V186H64ZM74 185V186H73ZM92 185V186H91ZM116 185V186H115ZM142 185V186H141ZM204 185V186H203ZM210 185V186H209ZM212 185V186H211ZM219 185H220V183H219ZM11 186H13V187H11ZM28 186V187H27ZM42 186V187H41ZM64 186V188H62ZM78 186V187H77ZM85 186H87V187H85ZM111 186V187H110ZM138 187V189H140L139 190V192H141V193H139L138 192V190H137V188H136V190H137V192L138 193H136V194H131V187ZM22 187V188H21ZM50 187V186H49ZM74 187H75V190H74ZM90 187V188H89ZM120 189H119V188ZM163 187V188H162ZM171 187V186H170ZM206 187H208V188H206ZM210 187H213L212 189H209ZM215 187V188H214ZM48 187L46 186V189H47ZM52 188V187H51ZM56 188H58V191H60V192H58V191H56L57 189ZM61 188V189H60ZM70 188L72 189L73 188V190H72V192H71V190H70ZM82 188V189H81ZM106 188V189H105ZM111 188V189H110ZM119 190H118V189ZM172 188V187H171ZM260 188V189H259ZM22 189L24 190V192L26 193V194H28L29 195V197L30 198H28V196L27 197H25L26 196V194H24V193H22ZM45 189V190H46ZM53 189V188H52ZM60 189V190H59ZM79 189H81V190H79ZM113 189V190H112ZM122 189L124 190V191H122ZM159 189H161V190H159ZM164 189L166 190V192L167 193H165V191H164ZM173 189V188H172ZM176 189H177V191H176ZM206 189V190H205ZM28 190V191H27ZM67 190L68 191H70L71 192V194H69V193H66L67 192ZM78 190H79V192H78ZM114 190H116V191H114ZM200 190V191H199ZM210 191V193L213 195H215L216 194V196H215V198H212V197H214V196H212L210 193H209V191ZM249 190V191H248ZM251 190V191H250ZM76 191V192H75ZM83 191V192H82ZM84 191H86V193H84ZM106 191H107V193H106ZM208 191V192H207ZM248 191V192H247ZM88 192V193H87ZM199 192L201 193V194H199ZM205 192V194H203ZM216 192V193H215ZM249 192H250V194H249ZM254 192H256V190L254 191ZM22 193V195H20ZM39 193H41L40 195H39ZM59 193V194H58ZM64 193H66L65 195H64ZM80 193V194H79ZM82 193H84V194H82ZM120 193V194H119ZM127 193V194H126ZM181 193V194H180ZM206 193H208L210 196H208V194L206 195ZM257 193V194H258ZM38 194V195H37ZM70 196H69V195ZM86 194V195H85ZM96 194H97V196H96ZM112 195L111 197H110V195ZM118 194V195H117ZM129 194H131L132 196H134V195H138V194H140V195H138V196H135L133 199L134 200H138V198H139V200L138 201H140V199H141V201H143L144 202V200H145V203L143 204V202H141L140 204H138V206L137 207H139L140 208V210L138 211V214H142V215H139V217L138 218H141V216H142V219H143V217L144 218H146V220H147V218L149 219V220H147V221H143L142 219V222H140L141 223V225H143V222L145 223L143 226H141L140 227V224H139V226H134L133 227V222H135L134 221V219H132V218H135L134 216H131V214L132 213H130L129 212V209L131 208V204L129 203L130 201L128 200V198L129 197H131V196H128ZM142 194V195H141ZM168 194V195H167ZM195 194V195H194ZM198 194H199V196H198ZM206 197H204L203 195ZM217 194H220V195H217ZM254 194V195H253ZM23 195H25L24 197H22ZM72 195V196H71ZM77 195H78V197H77ZM81 195H84V197L83 198H80L79 199V197H81ZM120 195V196H119ZM121 195H123L122 197H121ZM128 196V197H126V196ZM167 195V196H166ZM184 195V196H183ZM196 196V197H194V196ZM221 195H224L223 197H221ZM32 196V197H31ZM34 196V197H33ZM38 196H40V197H38ZM66 196H68V197H66ZM76 196V197H75ZM158 196V197H157ZM179 196V197H178ZM203 196V198H201ZM207 196L209 197L208 198V200L207 201H205L206 199H207ZM220 196V197H219ZM22 197V198H21ZM50 197V198H49ZM53 197V198H52ZM54 197H56V198H54ZM74 197L76 198L75 200H76V203H74L73 204V202H75V200H73L74 199ZM86 197H88V198H86ZM90 197V198H89ZM92 197V198H91ZM114 197V198H113ZM157 197V198H156ZM159 197H161V199H162V201L163 200H165V201H161L160 199H159ZM164 197H166V199H164ZM178 197V198H177ZM192 197V198H191ZM211 197V198H210ZM258 197V198H257ZM13 198H14V200H13ZM30 199V201H32V202H29V200L28 199ZM39 198H42V199H39ZM45 198H48V199H45ZM137 198V199H136ZM144 198V199H143ZM173 198V199H174ZM188 198V199H187ZM225 198V199H224ZM262 198V199H261ZM16 199V200H15ZM22 199H26V200H28L27 202H26V200L24 201H22ZM33 199V200H32ZM36 199V200H35ZM55 199V200H54ZM59 201H58V200ZM71 199V200H70ZM79 199V200H78ZM87 199H88V201H87ZM113 199H114V201H113ZM130 199V198H129ZM152 199V198H151ZM158 199V200H157ZM191 201H190V200ZM201 199H202V202H201ZM212 199H218V200H212ZM222 199H223V201H225L226 203H227V205H226V203L225 202H222ZM243 199H245V200H243ZM253 199H255L254 201H253ZM49 200V201H48ZM53 200V201H52ZM63 200H64V202H63ZM66 200V201H65ZM91 200H93V201H91ZM117 202H116V201ZM169 200V201H168ZM203 200L205 201V202H203ZM211 200V201H210ZM219 200H221V201H219ZM35 201L36 202H38V204L39 205H37V206H41L40 208L39 207H37V208H33V204L35 203ZM48 201V202H47ZM54 201H56V203H57V205H58V211L56 210V209H52V206H51V204L54 202ZM80 203H78V202ZM112 201V202H111ZM168 201V202H167ZM189 201H190V204H192V206L190 205V204H186V203H189ZM236 201V200H235ZM238 201L237 202H235V203H238ZM245 203H244V202ZM21 202V203H20ZM24 202V203H23ZM34 202V203H33ZM89 202V203H88ZM93 202V203H92ZM96 202V203H95ZM113 203L112 205H111V203ZM126 202V203H125ZM160 202V203H159ZM162 202V203H161ZM165 202V203H164ZM172 203V204H167V203ZM200 202H201V204H200ZM207 202H208V205L206 206V204H207ZM210 202V203H209ZM221 202V203H220ZM244 204H243V203ZM16 203V204H15ZM33 203V204H32ZM61 205H59V204ZM67 203V204H66ZM69 203L71 204V205H69ZM108 203H110L109 204V206H108ZM119 203V204H118ZM193 203H194V205H193ZM197 203H199L200 204V207L199 206H197ZM202 203H204V204H202ZM225 203V204H224ZM262 203V201L260 202V204ZM263 203H264V200H263ZM90 205V207H89V205ZM94 204V205H93ZM96 204V205H95ZM99 204V205H98ZM105 204V205H104ZM115 204H117V205H115ZM144 205V206H142L141 207V205ZM146 204H147V206H146ZM213 204H216L215 206L213 205ZM220 204H222V206L220 205ZM224 204V205H223ZM259 204V205H260ZM32 205V206H31ZM86 207H85V206ZM111 205V206H110ZM186 205V206H185ZM189 205V206H188ZM217 205H219L221 208V210H219V211H223V212H221V214H219L220 212L218 211V213L216 212L219 208H218V206ZM229 205V206H228ZM233 205V206H232ZM259 205H257V206H259ZM262 205V204H261ZM21 206H24L23 208L21 207ZM60 206V207H59ZM67 206V207H66ZM73 209H70V207ZM77 206V207H76ZM83 206V207H82ZM87 206H88V208H87ZM95 206H98L97 208L95 207ZM107 206V207H106ZM113 206V207H112ZM115 206V207H114ZM130 206V207H129ZM174 206V207H173ZM202 206H204V207H202ZM206 206V207H205ZM211 206V207H210ZM225 206V207H224ZM235 206V207H234ZM246 207V209H245V211H243V213H242V209L243 208H245ZM82 207V208H81ZM110 207H112V208H110ZM128 207H129V209H128ZM179 207V208H178ZM190 207L192 208L191 210H190ZM196 207V209L197 210H195L194 211V213H192V210H194L193 208H195ZM198 207H199V209H198ZM202 207V208H201ZM212 207L214 208V210L212 209ZM222 207H223V209H226V210H222ZM230 207V210L231 211H229V212H225V211H227L228 210V208ZM16 208L18 209V210H16ZM45 208V209H44ZM47 208V209H46ZM49 208V209H48ZM75 208H76V212H75ZM79 208V209H78ZM80 208H81V210H80ZM92 208V209H91ZM94 208V209H93ZM96 208V209H95ZM102 208V209H101ZM104 208H106V209H104ZM173 208V209H172ZM182 209L181 211L180 210H178V209ZM204 208V210H200V209H203ZM210 209V211H209V209ZM215 208H218V209H216L215 210ZM2 209H3V211H2ZM34 209H35V212H34ZM42 209V210H41ZM64 209H66V211L68 210V213L67 212H65V210ZM82 209H84V210H82ZM88 209H90L89 211H88ZM98 209V210H97ZM158 209V210H157ZM173 210V211H171V210ZM175 209V210H174ZM176 209L178 210L177 212H179V213H176ZM205 209H207L206 211H205ZM212 209V210H211ZM233 209H240L239 211L242 213V215H241V213L239 212H237L236 213V210H234L233 211ZM247 209H248V211L250 210V212H248L247 211ZM28 210V211H27ZM30 210V211H29ZM32 210V211H31ZM36 210H38V213H37V211ZM41 210V211H40ZM51 210V213L49 212ZM53 210V211H52ZM64 210V211H63ZM96 210V211H95ZM120 210V211H119ZM188 210V211H187ZM199 210V211H198ZM43 211V212H42ZM60 211V212H59ZM85 211H87V212H85ZM94 213H96V214H94L93 215V212ZM112 211L114 212V213H116V212H121V214L120 213H118L119 215H117V213L114 215V213H112ZM147 211H149V212H147ZM157 211H159L158 212V214H159V218L158 217H156L155 218V216H158V214H157ZM168 211V212H167ZM169 211H171V212H169ZM196 211H198V213H195ZM206 213H205V212ZM210 213H209V212ZM213 211H215V213L214 214H212V212ZM247 211V212H246ZM259 211V213H257ZM24 212V213H23ZM41 212H42V214H41ZM64 214H63V213ZM71 212V213H70ZM78 212V213H77ZM79 212H80V214H79ZM89 212L90 213H92L91 215H89ZM103 212V213H102ZM106 212V213H105ZM109 212H111L110 214H109ZM137 212V211H136ZM173 212V213H172ZM200 212V213H199ZM208 212V213H207ZM39 213H40V215H39ZM73 213V214H72ZM98 213V214H97ZM128 213H129V215H128ZM151 213H152V216L150 217V215H151ZM176 215H175V214ZM190 213H192V215L190 216L189 214ZM201 213H202V215H201ZM223 213L225 214V215H223ZM236 213V214H235ZM244 213H247L248 215L246 216V215H243ZM254 213V214H253ZM24 214V215H23ZM37 214V215H36ZM45 214H47V215H45ZM53 214H54V216H53ZM57 214V215H56ZM60 214H62V215H60ZM77 214V215H76ZM124 214V215H123ZM162 214V215H161ZM172 214V215H171ZM196 214V215H195ZM204 214V215H203ZM209 214H212L211 215V218H208V217H210V216H208L206 219H205V221H203L202 219H204L206 216L205 215H209ZM229 214H230V216L232 215V217H230L229 216ZM240 214V216H238ZM252 214V216H250ZM27 215H29V216H27ZM60 215V216H59ZM76 215V216H75ZM109 215H111V216H109ZM133 215V214H132ZM179 215V216H178ZM214 215V217H212ZM222 215V216H221ZM227 215V216H226ZM256 215V216H255ZM22 216V217H21ZM34 216V217H33ZM41 216V217H40ZM44 216H46V217H44ZM49 216V217H48ZM58 216V217H57ZM66 216V217H65ZM72 216V217H71ZM80 216V217H79ZM85 216V217H84ZM94 216V217H93ZM161 216H162V218H161ZM171 216V217H170ZM183 216V217H182ZM193 216H195V217H193ZM205 216V217H204ZM215 216H219L220 218H218L219 219V222H218V220H217V217H215ZM238 216V217H237ZM241 216H244V217H246L245 219H244V217H243V219H242V217ZM37 217V218H36ZM62 217V218H61ZM92 217H93V219H92ZM107 217H109V218H107ZM112 217H113V219H112ZM126 217L127 219H128V221H129V223H127V221H126V226L128 225V224H131L130 225V228L127 226V228L126 229H128L129 231H126V232H128V235H126L125 234V236L124 235H115L114 234V232L117 234V230H116V227H114L115 225H113V224H116L115 222L116 221H118V220H123L124 218ZM180 217V218H179ZM189 217V218H188ZM190 217H192V218H190ZM202 217V218H201ZM229 217V218H228ZM241 218V219H238V218ZM251 217V219H249ZM252 217H256L257 218V220H255L254 218H252ZM47 219L48 220V218L50 219V221H47V223H46V220L44 221L43 219ZM67 218V219H66ZM89 218H91V219H89ZM95 218H100L101 220H107L106 222L108 223H106L107 224V226L106 227H108V229L112 226V230L111 229H106L105 231H104V229L106 228L105 226H104V228H103V233H105V234H100L98 231V229H97V226L96 225H91V223H88L90 220H91V222H93V220L95 219ZM115 218V219H114ZM117 218V219H116ZM126 218H125V220H126ZM159 220H158V219ZM167 218V219H166ZM177 218V219H176ZM183 218V219H182ZM188 218V219H187ZM194 218H195V221H194ZM201 218V219H200ZM216 218V219H215ZM222 218V219H221ZM225 218V219H224ZM228 218V219H227ZM236 218H237V220L238 221H236L237 223L238 222H242V221H244V223L242 224V225H244L245 224V222L247 221V219H248V221L247 222H249V223H247L246 222V226L244 225V226H242L241 224H237L236 222H235V220H236ZM259 218L260 219H263V222H262V220H261V222H260V220H259ZM26 219H28V220H26ZM70 219V220H69ZM82 219L84 220L85 219V222L84 221H82ZM99 219V220H100ZM153 219V220H152ZM156 219V221H154ZM161 219H162V221H161ZM171 219V220H170ZM173 219V220H172ZM187 219V220H186ZM215 220V225L213 224V222H214V220ZM235 219V220H234ZM252 219H254L253 221L254 222H250ZM24 222H23V221ZM52 220V221H51ZM63 220H65V222L63 221ZM67 220V221H66ZM81 220V221H80ZM114 220V221H113ZM133 220V221H132ZM140 220V221H141ZM151 220V221H150ZM158 220V221H157ZM185 220V221H184ZM192 220V221H191ZM203 222H202V221ZM209 220V221H208ZM217 220V221H216ZM221 220H223V222L221 221ZM225 220H228L227 221V223L225 222ZM230 220H234L233 221V225L231 224V221ZM242 220V221H241ZM25 221H27V222H25ZM32 221V222H31ZM38 221H39V223H38ZM72 221V222H71ZM159 221H161V223L159 222ZM207 221L209 222V223H211L212 225H209L208 223H207ZM229 221H230V224H229ZM256 221V222H255ZM258 221V222H257ZM5 223V224H3V223ZM23 222V223H22ZM46 224H45V223ZM84 222V223H83ZM146 222H148V225L146 224ZM166 222V223H165ZM170 222V223H169ZM176 222V223H175ZM197 222L199 223V224H197ZM260 222V223H259ZM51 223V224H50ZM68 223V224H67ZM73 223H75L76 224V226H75V224H73ZM111 223H112V225H111ZM157 223V224H156ZM163 223V224H162ZM169 223V225H167ZM173 223V224H172ZM182 223V224H181ZM183 223H184V225H183ZM207 223V224H206ZM222 224V225H220V224ZM225 223H226V228L224 229V226H225ZM255 224L256 226H259V227H256V226H252V224ZM261 223H263L262 225H261ZM45 224V225H44ZM85 224V225H84ZM161 224V225H160ZM164 224H165V226H164ZM179 224V225H178ZM183 225V226H181V225ZM195 224V227H193V225ZM200 224H202V225H200ZM206 224V225H205ZM229 224V225H228ZM235 224H237V225H239L240 227H242V228H238V226L236 225L235 226ZM153 225H154V227H153ZM174 225V226H173ZM198 225H199V227H198ZM232 225V227H230ZM49 226V227H48ZM56 226V227H55ZM66 226H68V227H66ZM70 226V227H69ZM132 226V227H131ZM149 226H152V228H150ZM164 227V228H162V227ZM169 226V227H168ZM180 226V227H179ZM203 226V227H202ZM207 226H209V229L207 230ZM214 226L216 227V228H214ZM262 226V227H261ZM12 227V228H11ZM23 227H25V228H23ZM36 227V228H35ZM65 227H66V229H65ZM72 227H74L73 229H72ZM89 227V228H88ZM136 227V229H134ZM140 227V228H139ZM146 227V228H145ZM156 227V228H155ZM157 227H158V229H160V227L162 228V229H160V230H162V232L164 233V234H162V232L161 231H158V229H157ZM168 227V228H167ZM171 227H173V228H171ZM182 227H184V228H182ZM196 227H198V229L196 228ZM202 227V228H201ZM211 227V228H210ZM231 229H230V228ZM234 227H236V228H234ZM249 227V228H248ZM48 228V229H47ZM55 229V231H54V229ZM69 228V229H68ZM82 228V229H81ZM87 228V229H86ZM142 228V229H141ZM144 228V229H143ZM165 228H167V229H165ZM182 228V229H181ZM195 228V229H194ZM206 230V232H204L205 230ZM229 228V229H228ZM234 228V229H233ZM238 228V229H237ZM246 228V229H245ZM252 228V229H251ZM258 228V229H257ZM133 229V231H131ZM138 229L139 230H141V231H139V232H141L142 233V237L143 238H141V233L139 234V232H136L135 230H137L138 231ZM165 229V230H164ZM180 229H181V231H180ZM201 229H203V230H201ZM213 229H214V231H213ZM224 230V233H223V230ZM243 229V230H242ZM257 229V230H256ZM263 229V230H262ZM26 230V231H25ZM45 230V231H44ZM58 230V232L56 233V231ZM61 230H62V232H61ZM66 230V231H65ZM68 230V231H67ZM72 230L74 231L73 233H72ZM93 230V231H92ZM116 230V231H115ZM150 230V231H149ZM155 230V231H154ZM168 230H170V231H168ZM171 230H173V231H171ZM178 230V231H177ZM194 230V231H193ZM196 230V231H195ZM198 230V231H197ZM210 230V232H208ZM228 230V231H227ZM231 230H232V233H234V234H232V233H230L231 232ZM235 230V231H234ZM249 230V231H248ZM260 230V231H259ZM64 231V232H63ZM71 231V232H70ZM87 231V232H86ZM92 233H91V232ZM112 232V231H114L112 234H114L113 235V237H110V233L109 232ZM144 231H145V233H144ZM152 231H154V232H152ZM180 231V232H179ZM187 231L189 232L188 233V235L186 234L187 233ZM240 231H241V233L243 234H240ZM242 231H244V233L242 232ZM252 231H254V232H252ZM27 232V233H26ZM44 232V233H43ZM95 232L97 233V234H95ZM130 232V233H129ZM132 232V233H131ZM136 232V233H135ZM151 232V233H150ZM157 232H159V233H157ZM161 232V233H160ZM170 232H173V233H175V235H176V238L174 237L173 238V236H175L174 234L173 235H171V233L169 234ZM178 232V233H177ZM197 232V233H196ZM213 232H215V233H213ZM255 232H259V233H255ZM260 232H262V234L260 233ZM38 233H40V234H38ZM48 235H47V234ZM64 233H66L67 234V236H66V234H64ZM70 233V234H69ZM81 233V234H80ZM98 233H99V235H98ZM106 233H108V234H106ZM135 233V234H134ZM145 234V237H144V234ZM149 235H148V234ZM152 233H155V234H157V235H154V234H152ZM211 233V234H210ZM216 233H217V236L215 237V235H216ZM240 234V236L239 235H237V234ZM252 233H253V235H252ZM15 234V235H14ZM54 234V235H53ZM56 234V235H55ZM69 234V235H68ZM84 234H86V235H84ZM93 234V235H92ZM150 234L151 235H154V236H150ZM178 234V235H177ZM179 234H181V236L179 235ZM185 236H184V235ZM194 234H195V236H194ZM197 234V235H196ZM199 234V235H198ZM220 234V235H219ZM225 234H227L226 236H224ZM229 234H231V235H229ZM244 234L247 236V238L244 236ZM259 234V237L257 236H255V238L257 239H255L253 236L254 235H258ZM261 234V235H260ZM58 235V236H57ZM61 235V236H60ZM64 235V236H63ZM84 235V236H83ZM89 235L91 236V238H89ZM101 235H103V237H101ZM108 235V237H110L109 239H108V241H105V239L104 238H106V236ZM130 235H133L132 237L130 236ZM163 235V236H162ZM168 235H169V237H168ZM201 235H203V240L201 239L202 237H201ZM7 236V237H6ZM10 236H11V238H10ZM54 236V237H53ZM69 236H70V239H69ZM112 236V235H111ZM115 236V237H114ZM121 236V237H120ZM127 236V237H126ZM136 236H138V237H136ZM161 236H162V241L163 242H166L165 244L160 240V238H161ZM184 238H183V237ZM190 236V237H189ZM238 236H239V238H238ZM44 239H42V238ZM50 237V238H49ZM62 237H64V238H62ZM74 239H73V238ZM94 237H95V239H94ZM101 237V238H100ZM107 237V238H108ZM119 237V238H118ZM123 237V238H122ZM126 237V238H125ZM140 237V238H139ZM148 238V240L150 241H148L147 240V238ZM150 237H154L153 239L151 238V240L149 239ZM157 237H159V238H157ZM168 237V238H167ZM189 237V238H188ZM227 237V238H226ZM243 239H242V238ZM252 237V238H251ZM52 238H54L53 240H51ZM55 238H56V240H55ZM99 238V239H98ZM107 238H106V240H107ZM116 238H118V239H116ZM132 238V239H131ZM137 238H138V242H140L141 244H143L145 247L148 245L147 244V242L149 243V246H148V251H147V253H146V250H147V247L146 248H144V246L143 245H141L140 243H139V245L136 243V240H137ZM173 238V239H172ZM179 238V239H178ZM183 240H182V239ZM188 238V239H187ZM191 238V239H190ZM237 238V239H236ZM245 238V239H244ZM264 238V237H263ZM22 239V240H21ZM34 239V240H33ZM42 239V240H41ZM81 239V240H80ZM89 239V241H87ZM98 239V240H97ZM112 239V240H111ZM113 239H114V241H113ZM134 239H136V240H134ZM144 239V240H143ZM146 239V240H145ZM159 239V240H158ZM182 240V241H177V240ZM217 240V241H215V240ZM219 239H220V241H219ZM223 239V240H222ZM90 240H93V242L92 241H90ZM99 240H101V241H99ZM109 240L111 241L110 242V245H109V243H107V242H109ZM130 240H132L131 241V243L129 242ZM135 242H134V241ZM142 242H141V241ZM166 240V241H165ZM171 240V241H170ZM186 240H190V241H187L186 242ZM198 240V241H197ZM203 242H202V241ZM232 240H233V242H232ZM238 240H240V241H238ZM245 240H246V242H245ZM262 240V239H261ZM8 241V242H7ZM22 241V242H21ZM57 241V242H56ZM76 241V242H75ZM103 241H104V244H102L103 243ZM118 241L120 242V243H118ZM156 241V242H155ZM157 241H158V244H156L157 243ZM161 241V242H160ZM168 241H170L171 243H173V244H171L170 242H168ZM175 241V242H174ZM193 241H194V243H193ZM215 241V242H214ZM222 241H224V243L222 242ZM242 241V242H241ZM248 241V242H247ZM255 241V243H259V245H257L256 244V246H255V243H253ZM258 241V242H257ZM90 242H91V244H90ZM100 242H102V243H100ZM113 242V244H111ZM129 242V243H128ZM153 242H155V243H153ZM159 242L161 243V244H159ZM177 242V243H176ZM179 242H182L181 244L179 243ZM186 242V243H185ZM190 242V243H189ZM191 242L193 243V244H191ZM197 242H199V243H197ZM202 244H201V243ZM213 242V243H212ZM218 242V243H217ZM44 243V244H43ZM65 243V244H64ZM96 243V244H95ZM115 243V244H114ZM118 243V244H117ZM136 245H135V244ZM151 243H153V245L151 244ZM183 243H185L184 245H183ZM188 243V244H187ZM221 243H223V244H221ZM243 243V244H242ZM78 244V245H77ZM96 246V248H97V251H95V253H93L91 250H89V245L90 246ZM102 244V245H101ZM105 244H106V247H105ZM107 244H108V246H107ZM126 244H128L127 246H128V249H126V251L125 250H123L124 248H127L126 247ZM129 244H131V245H134V247L135 246H137L138 248H134L133 246V248L131 249L130 248V245ZM145 244H147V245H145ZM156 244V245H155ZM176 244V245H175ZM191 244V245H190ZM200 245V246H198V245ZM247 244V245H246ZM40 245H42V247H39ZM57 245V246H56ZM77 245V246H76ZM98 245V246H97ZM114 247V246H116V248H113L112 246ZM118 245V246H117ZM151 245V246H150ZM169 245H170V248H168L169 247ZM183 247H182V246ZM196 245V247H198V248H194V246ZM220 245H222V247L220 246ZM227 245V246H226ZM234 245H236V246H234ZM242 245V246H241ZM251 245V246H250ZM254 245V246H253ZM261 245H263V246H261ZM104 246V247H103ZM124 246V247H123ZM142 246H143V249H142ZM159 246V247H158ZM160 246L162 247V248H160ZM172 246V247H171ZM179 246V247H178ZM189 246V247H188ZM193 246V247H192ZM239 246H241V247H239ZM253 246V247H252ZM259 246V247H258ZM261 246V247H260ZM22 247H23V249H22ZM43 247H45V248H43ZM55 247V248H54ZM62 247V248H61ZM71 247H73V248H71ZM112 248V250H111V248ZM118 247V248H117ZM119 247H120V250H117V249H119ZM123 247V248H122ZM178 247V248H177ZM185 247H187V248H185ZM192 248V250H189V249H191ZM205 247H207V248H205ZM221 247V248H220ZM226 247V248H225ZM229 249H228V248ZM250 247H252L251 249H250ZM254 247H255V249H254ZM257 247V248H256ZM10 248V249H9ZM21 248V249H20ZM49 248V249H48ZM104 248H106V249H104ZM109 248H110V250H109ZM129 248H130V250H129ZM150 248H152L151 249V251H150ZM153 248H155L154 250H153ZM162 249L161 251H160V249ZM164 248V249H163ZM175 248L176 249V251L175 250H173V249ZM179 248L181 249V250H179ZM183 248L185 249V250H183ZM204 248H205V250H204ZM223 248H225V250L223 249ZM233 248V249H232ZM263 248V249H262ZM58 249V250H57ZM65 249V250H64ZM69 249V250H68ZM101 249H102V251H101ZM113 249H114V254L115 255H112L111 253H113L112 251H113ZM146 249V250H145ZM159 249V250H158ZM172 249V250H171ZM179 250V252H177L178 250ZM223 249V250H222ZM253 249V251H251ZM262 249V250H261ZM10 250V251H9ZM115 250H117V251H115ZM121 250H122V252H121ZM134 250V251H133ZM139 250V251H138ZM141 250V251H140ZM142 250L144 251V253H143V255H141L142 254ZM157 251V253H156V251ZM164 250V251H163ZM223 251V252H220V251ZM227 250H228V252H227ZM258 252L259 251V253H257V255H256V251ZM43 251V252H42ZM100 251V252H99ZM131 251H132V253H133V255L132 254H130L131 253ZM155 253H154V252ZM164 252L163 254H161L160 253V255H159V253L158 252ZM167 251H169V252H167ZM173 252V254H172V252ZM204 251V252H203ZM213 251V252H212ZM237 251V252H236ZM244 251V252H243ZM255 251V252H254ZM263 251V252H262ZM98 252V253H97ZM105 252H106V254H105ZM118 252V253H117ZM122 254H121V253ZM128 252H130V253H128ZM137 252L139 253V255L137 254ZM171 252V253H170ZM174 252H175V254H174ZM181 252H183V253H181ZM219 252L221 253V254H219ZM236 252V253H235ZM240 252V253H239ZM251 252V256H249V253ZM60 253V254H59ZM62 253V254H61ZM68 253V254H67ZM83 253V254H82ZM104 253V254H103ZM117 253V254H116ZM126 253V254H125ZM181 253V254H180ZM190 253V254H189ZM195 253V254H194ZM205 253V254H204ZM243 253V254H242ZM246 253H248V255L246 254ZM253 253H254V255H253ZM261 253V254H260ZM31 254V255H30ZM88 256H87V255ZM91 254H93L94 256H92L91 257ZM99 255L97 258H96V256L97 255ZM102 254L105 256H103V257H101L102 256ZM110 254H111V256H110ZM128 254V255H127ZM135 254H137V256L135 255ZM146 254H147V256H146ZM154 254H155V256H154ZM157 254V255H156ZM166 254H169V255H166ZM171 254V255H170ZM178 254V255H177ZM180 254V255H179ZM184 254H186L185 256H182V255H184ZM193 254H194V256H193ZM227 254V255H226ZM235 254H238V256H233V255H235ZM260 254V255H259ZM30 255V256H29ZM36 255V256H35ZM86 255V256H85ZM107 255H109L110 257H108ZM129 255H130V259H129ZM132 255V256H131ZM149 255V256H148ZM177 255V256H176ZM205 255H207V256H205ZM230 255V256H229ZM256 255V256H255ZM262 255V256H261ZM4 256V257H3ZM17 256H18V258H17ZM33 256V257H32ZM35 256V257H34ZM118 256H119V258H118ZM136 257V258H133V257ZM140 256V257H139ZM158 256H160V257H158ZM162 256H164V258H162ZM167 256H168V258H167ZM173 256V257H172ZM180 256V257H179ZM187 256V257H186ZM193 256V257H192ZM232 256H233V258H232ZM3 257V258H2ZM26 258L27 260H26V262H22V259L23 258ZM64 259H63V258ZM91 257V258H90ZM142 257V258H141ZM156 257V258H155ZM158 257V258H157ZM172 257V258H171ZM179 257V259H176V258H178ZM183 257V258H182ZM191 258V259H188V258ZM199 257H201V258H199ZM202 257L204 258V260H202ZM218 257V258H217ZM21 258V259H20ZM30 258V259H29ZM88 258V260L86 261V259ZM94 258V259H93ZM107 258V260L105 261V259ZM110 258H115V259H117V260H115V263H114V260H109ZM132 258V259H131ZM139 258V259H138ZM142 260H141V259ZM148 258V259H147ZM224 258V259H223ZM227 258V259H226ZM236 258V259H235ZM34 259V260H33ZM60 259H61V261H60ZM76 259V260H75ZM97 259V260H96ZM158 259V260H157ZM162 259H165L164 261L162 260ZM167 259H168V261H167ZM173 261H172V260ZM186 259H187V261H186ZM201 259V260H200ZM209 259V260H208ZM215 261H214V260ZM250 259H252V260H254V261H251ZM262 259V260H261ZM29 260V261H28ZM51 260V261H50ZM121 260V261H120ZM147 260V261H146ZM148 260H149V263H148ZM153 260V261H152ZM161 260V261H160ZM198 260V261H197ZM218 260V261H217ZM224 260V261H223ZM231 260V261H230ZM95 261V262H94ZM112 263H111V262ZM124 261V262H123ZM151 261V262H150ZM184 261V262H183ZM196 261V262H195ZM260 262V263H257V262ZM90 262H92V263H90ZM98 262V263H97ZM100 262V263H99ZM106 262V263H105ZM108 262V263H107ZM120 262V263H119ZM123 262V263H122ZM132 262V263H131ZM145 262V263H144ZM164 262V263H163ZM209 262V263H208ZM136 263V264H137Z\"/></svg>",
  "mask_w": 264,
  "mask_h": 264
}]
</instances>
